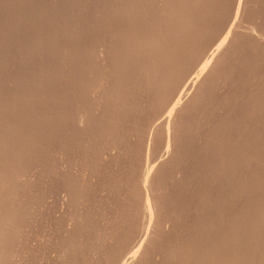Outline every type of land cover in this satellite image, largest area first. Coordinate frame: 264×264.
I'll return each mask as SVG.
<instances>
[{
    "label": "rangeland",
    "instance_id": "374dc122",
    "mask_svg": "<svg viewBox=\"0 0 264 264\" xmlns=\"http://www.w3.org/2000/svg\"><path fill=\"white\" fill-rule=\"evenodd\" d=\"M20 1L24 4H26L27 3L26 1H28V4L22 5V3ZM26 1L25 0H13V7L15 6L16 7L15 9L17 11L14 8H13V10L16 13H21L20 15L16 14L17 19L20 20L19 23L22 22L21 18L23 15L22 20H23V23H26V24H19L17 19H15V16H16V15H14L15 13H13L12 17H14V18H12V23L13 24L15 23V24L13 25L14 27H13L11 33L13 36H14V34H16L15 35L16 37L13 39L14 45L16 44V48L12 47V49L10 51H8L9 53H6L8 55L7 56L8 58H10V57H14V58H10L11 62L8 61V63L10 62L11 64H8L6 62L9 59L4 60L5 64L6 63L8 64L5 66L6 67L8 66L9 69L5 68L4 71L6 72V74L3 72V76L2 75L1 76L4 79V77H7V74H8L9 78L8 77L6 78L7 81L4 79L6 82L4 83L3 86H5V84L7 82L11 81L12 83H9V85L13 84L15 86H13V85L9 86V85H7L8 83L6 85H7V87L9 86L8 87V88H10V89H8L9 91L12 88V90L10 92H12L13 94L16 93L17 90L21 89L19 86L23 85L22 89H24V88L27 89V91H24L25 89L20 90V91H24L25 93L27 92V97L25 96L26 94L21 95L23 92L21 93L19 91L16 93L17 97L15 96V98H14V96H13V98H14L13 102L15 103V101H16V104H17V102H18V104L21 103V102H19L20 97H21L20 101H22V99H24V98L29 99V96H30V99H33V96H35V92H37V93L39 92L38 93L39 96H37L38 94L36 95L38 98L35 97V100L33 99L34 101L26 99L27 101H25V102L31 103L30 105L28 103V106L26 107L27 104H24V102H22L21 108L15 109L16 111L17 110L22 111V112H20V111L18 112L19 116H23V118H25L23 114L20 115V113H23V111H24V110H22V106L25 105L24 106L25 111H26V113L24 112L25 116H28V118L31 117V113H30L31 109H33L32 114H33V116H35V114H36L35 109H37V112L38 111H39V113L42 112V115H44L43 116L44 118L41 115L39 116L38 115L39 113H38L37 115L39 117L36 115L38 117V119H36L37 118L36 116L35 117L32 116L31 117L32 120L28 119V118L24 119V120H30L29 124H28L27 123L28 121L26 122L23 120L22 117H21L22 119L18 117L19 120H17L18 122H16L17 125L15 127L14 122H13V118H14V116L16 118V115L18 113L16 111H14L13 107L19 108L20 104H19V106L17 104V106L15 107V104L13 102L9 103L11 100L8 102L7 99L9 97L6 98L7 96L5 97L4 95L6 93L7 95L9 94L12 97V95H11L12 93H10L8 90H6L7 89L6 87H5V89L3 87V90H5L6 92L4 91V94L1 95V92L3 93L1 83L4 82V81H1V83H0V85H1L0 95L4 96V97L0 96V103L2 100V103L0 105L2 106L4 100L6 102H8L9 103V105H7L8 109L6 108L7 106L5 105V104H8L6 102L3 105V106H5V108L3 106L2 107L5 110L7 109V111L9 110L8 111L9 114L6 117L5 115L8 112L4 111L3 112L4 114L1 112L0 117H2V118H0V119L2 120L4 118L5 121L3 120V122H5L8 127L11 125H14L12 127H9L10 129H12L13 132H17V130L14 131L13 127H15V129H17L18 123L21 120L19 123V127H21V129H22L25 126L26 128L29 127L30 129L25 128L26 130L25 129L21 130L18 127L20 129V131L26 132L27 130H31V127H33L32 130L35 133L31 132L32 131L31 130V131H28L26 133H23L24 135L22 134V132L21 133L19 132L16 134L17 137L21 136V137H23V139H24V136H26V139H24V140H27L32 134V137H34V139L32 138V140H30L31 139V137H30V139H28L30 141V143H26V141L21 139V137L19 140L17 137H13L11 135L12 132H11V134L9 132L10 129L8 128L9 131L6 130L7 126L4 125L5 123L3 124V122L0 120L1 126L4 127V129L2 128L3 129L2 132H1V128H0V132L2 135V136L1 135L0 136L3 137V139L0 137V143L2 141L5 142L6 140H4V139L10 137V139L14 138L13 140L17 139V142L15 140V143L16 144L18 143L20 146V148H19L20 150H18V147H19V146L17 147L18 144L16 145L14 143L16 145V146L14 145L15 146L14 147L13 141L7 140V142H5L6 143L5 145L3 142L1 143V146L4 145V147L6 149L5 152H4V150L2 151L0 148V151H2L0 153H2V154L4 153L5 155L7 153H9V155L11 157H13V160H14V159L18 158L17 155L19 156V154H18V151H19V153H20L19 159L21 160V158H20L21 156H23V158H25V157L28 158V156L31 152V154H30V156L32 155L31 159H30V157L28 159L31 161L33 160V162L30 161L31 164L28 165V164H25V162H22V163L19 162L20 161L19 159L16 160V161L19 160L18 162H16L15 160L13 161L10 158V156L7 154L8 156H6V157H8L12 163L14 162L12 164L10 162V160L8 159L9 161H7L8 162L7 165L12 166V168L11 167H8V168H11L13 170V165L18 166V168L21 167V168H19L20 171L19 170L16 171L18 168L16 166H14V168H16V169H14L15 172H14V170L12 171V172H14L13 173L14 175L17 172H19V174H21V170L23 168H24V171L27 169V172H25V174L23 173V170H22V174L26 175L25 177H20V176H22V174L21 175L16 174L15 176L13 175L14 178L12 177L11 180H9V179L7 180V178L5 179V177H8L7 172H8V174H10L9 171H11V169L8 170L6 168L7 165L5 166L2 163L3 159L5 160V158H6L5 155L4 154H3V156H2V154L0 155V165L2 163V165L5 166V167H3L4 169L3 168L2 169L4 170V172L7 171L6 176H5V173L2 172L3 170L0 167V171L2 170L1 172L4 174V175L0 174V178L2 179V180H0V189L2 188L0 191V199H1L0 207L3 206V203L5 202V205H7L9 207L3 206V208L5 209L7 207L5 210L8 209L9 212H11L10 214H13L12 210L14 209L15 205H16V207H18V208L15 207V210L18 211V212H16L17 215L15 213V214H13L15 216H13V215L11 216V218L13 219V220H11V221H13L12 223L9 222L10 220H9V218H7L8 216H5V215H8L7 213L5 214V210L2 207L0 209L1 210L0 220L3 221L6 218L4 221L9 222L8 223V222L3 221L2 222L3 224H2L0 221V224H2L1 226H9V224L12 225V226L10 225L8 228L5 227V229L6 228L8 229V231L6 229L8 234H6L7 232L3 231V230H5V229H3L4 227L0 226L2 228V231H3L2 232L1 228H0V233H1L0 236L2 238V241L0 240L1 241L0 242V245H1L0 246V249H1L0 254L2 253L1 255H3V256L0 255L2 257V258L0 257V264H3V263L4 264H7V263L8 264H107V263L109 264V262L111 263L112 261H110V260H113L112 258L114 256H112V254H114V253H112L110 255V252H118L121 250V248L123 249V246L124 247L126 245L129 246L131 243L130 241L134 239L133 235L135 237H137L136 235L139 234V230H140L139 227L141 226V223H140L141 218L136 219V222H135L133 219V216H134L133 214L136 215V212H137V215H139L138 212L141 209V205H140L141 201L139 199H140L141 195L138 196L140 194L138 192L140 189H142V191L140 190L141 194H142L143 188H141L142 186L138 188V186H140V184H138L137 182H139L141 180L140 182L142 183L141 178H142V174H143L142 172H143L144 166H145L144 163H146V161H147L145 159L148 158V160H150L149 164H151V161H153L157 157V154L159 157H157L156 160H154V161L157 162V167L162 168V169H160V168L156 169L159 171L158 172L156 171V173H154L155 179L153 180V183L156 182L154 185L155 190L153 189V192L157 191L156 193L159 192L158 194H160V195H158V194L154 193V196L157 195V196H155V199L157 197H158V199L161 198L160 199L161 201L157 199V202H159V203L156 204L157 209L159 210L158 223L156 224L157 227L156 226L153 227L154 226V224H153V226L151 228V230H152L151 234L152 235H150L148 238V240L151 239L150 240L151 242L150 243H149V241L147 242L146 252L140 258V261L138 262V264H167L169 261H170L169 264H180L181 262H182L181 264H187V263L191 264V262H192V264H201V262H203L202 260L205 261L204 262L205 264H206V261H208L207 263H209V264H212L213 262H216V261L218 264H223L224 263V261H223L224 256H226V254H228V251L232 250L233 246H234L233 249H235L236 244H233V243L236 242L238 244V241L233 239V238H235V235H237V237H238V233H237V230H238L237 227L238 226L235 227V228H237V230L235 228H233V226H236L235 224H237L239 222L243 223V221L245 220V214L243 215V217L240 216V215H242V213L240 214V211L242 210V208H241V210L237 208L239 206L238 203L240 205H242L245 203V201L248 200V198H246V197L242 198V196L244 194L240 195V198H242V199H240L239 196H237V195L234 196L233 194H232V198H231V196H230L231 194L229 195V193H232V191H233L232 189H234V187L236 188L238 186L239 187L237 189L239 191H240L239 188L242 189L243 187L245 188V186H247L246 187L247 189L251 190V188H253V186L254 187L256 186V184L251 186V184H254L253 181L256 183V181L259 180V177L261 179L263 178L262 180L260 179L261 181L259 180V182H262L264 180V173H261V172H264V155H263L264 154V151H263L264 150V145H263L264 143H262V144L260 143V142H264V134H263L264 133V121H261V117H263L262 120H264V38H263V35H264V0H247V2H246L247 4H246L245 10H244L245 12L242 13L243 15L241 18L242 29L233 36L231 42L228 44V46L230 45L229 48L227 47L228 49L227 48L225 49L223 56L221 55L222 58L221 57L218 58L219 62L217 61L218 64L217 63L215 64V67L213 70L214 72L212 75L213 77L208 78L199 89L195 90V92L197 91L196 93L198 95H195L196 93H194V95H192L193 93H191L190 97L186 98V99H188V102L191 99L193 101L194 100H196V101H194V102L190 101V102H192V103L189 102L190 105H189V103L186 104V102H187L186 99H185L186 102L182 101L183 106L181 108V111H179L180 114L177 113L178 116L176 115L177 117H175V119L177 118L176 119L177 122L175 121V124L177 123L176 124L177 126L176 125L174 126L176 128V129H174L175 130L174 132L177 135L175 133L174 134L176 136V141H178V144H177V142L172 143V146H173V144H175V145L177 144V147L179 145V147H181V149H182L181 150L178 147V150L179 149L181 150V151L180 150L178 151L179 154H178V152L176 153L178 156L175 153L174 154L176 156H174L173 153H171V154L169 153L170 156H169V154L168 155L165 154L164 145H162V141H163V137H164L162 130H160V131L157 130L158 133H157V131H155L156 133L155 132L152 133V128H150L149 126L152 124V122L155 119H157L155 117L158 116V114H159L158 112H160L159 110H161L164 107L165 103L167 102V101L164 102L165 99L167 98V96L169 97V94L173 91V89H175V86L177 85V82L179 81V79L183 75H185L187 70L189 68H191V65L194 64L197 56L200 54V51L203 50L202 48H204L205 46H207L211 42V40L221 30L222 25L224 26V24L226 25L230 22V20L233 17V14H234L232 6L233 5L235 6L237 1L236 0H230V1L229 0H197V1L196 0H132V2H126L127 0H124V1L123 0L122 1L121 0H112V1L111 0L110 1L100 0L101 1L100 2L97 0V2H96V0H95V3L93 0L92 1L86 0L87 2H85V0H82V1H80V0L79 1L78 0H73V1L72 0H70V1L69 0H62L63 2L61 0L60 1L57 0L59 3L56 0H55V2L53 0H46V1L45 0H37L38 2H36L35 0H32V1L26 0ZM29 1H30V3L34 2L35 5L37 3L38 5L42 4V6L44 4V6L42 7V10L38 9L39 6L37 5L38 7H36V6H34V4H33V7H35V8H32V7L30 8V6L32 4H30V6H29ZM39 1H41V3H39ZM47 1H48V3H47ZM78 2H80V3H78ZM81 2H82V4H81ZM102 2L103 3L106 2L107 5L106 4L103 5ZM107 2L110 4H108ZM115 2H117V3H115ZM125 2L127 4H125ZM2 4L0 2L1 6H2ZM48 4L51 8L52 7L53 8L47 9V7H45V6H48ZM60 4H62L63 6H61ZM64 4H65V7H64ZM115 4H118L120 6L121 5L124 6L126 8L125 9L126 13L117 12L118 13L117 16H116V14L111 15V13L113 12V8H111V6L112 5L116 6ZM182 4H185V5L187 4L186 5L187 7L185 5H182ZM99 5H100V7H98ZM193 5H196V6H193ZM109 6H110V9L112 10V12H111V10H108ZM234 6H233V8H234ZM22 7H23V9H22ZM100 8H102V9H100ZM106 8L108 11L106 10ZM27 9H30V10H27ZM32 9L33 10L35 9L37 11L40 10V11H38L39 14L37 13V15H36V11L35 10L33 11ZM55 9L57 10V12L55 11ZM0 10H1V7H0ZM43 10L45 12L44 13L45 16L41 17L40 15L43 13L42 12ZM30 11H32V12H30ZM49 11L51 14L49 13ZM77 11L79 14H76ZM101 11H103V12L100 16L99 13H101ZM26 12H27V15H26ZM64 12H65V14H64ZM95 12H97V14ZM56 13L59 15H57ZM2 14H4V13H2ZM2 14H0V20H1V18H5L6 16H8L6 14V12L4 15H2ZM47 14L48 15L50 14V16H47V18H46ZM81 14H82V16H81ZM52 15H54V16H52ZM67 15H68V17H67ZM98 15L100 17H103V19L101 18V20H105V21H100V17ZM192 15H193V17H192ZM197 15H198V17H197ZM84 16L86 19L82 18ZM104 16H105V18H104ZM173 16H175V17H173ZM5 19L7 20L8 18H5ZM38 19H39V22L36 21ZM58 19H59V21H57ZM97 19H99V20H97ZM26 20L29 23L24 22ZM40 20H41V22H40ZM76 20H77V22H76ZM182 20H183V22H182ZM86 22L87 23L89 22L88 25ZM99 22H100V24H99ZM173 22H175V23H173ZM178 22H179V24H178ZM243 22H245V23H243ZM0 23H1V21H0ZM16 23L18 24V26H16L17 25ZM38 23L40 26L39 25L36 26ZM40 23L43 24L42 27L44 25H46V26L48 25L47 27L44 26L45 29L50 27V28H48L49 29L48 33L50 32L51 34H48L49 35V36H47L48 38L46 37V34H47L46 31L47 30L45 31L44 27L42 28ZM77 24H78V26H77ZM20 25L21 26L25 25V27L27 25V27L25 29V27H21ZM99 25H100V27H99ZM195 25H196V27H195ZM252 25L255 29H257L256 30L257 33L255 32L250 37L249 36L250 33L246 32L245 30H248L249 28H253ZM30 26L33 29L35 28V26H36V28L38 27V29H40V32L35 28L36 32L38 31L39 34H41V35H43V33L46 32L44 34L45 36L43 35L45 37V38L43 37L45 41L42 40L43 43L45 42L46 45L50 39H55V40H52V42H55V45L57 46L56 48H58L57 49L58 52L56 50L50 49L49 47L45 48V45L43 46L44 52L42 53V50L39 51L40 47L38 46L39 49H37L36 47H37V45H40L41 49H42L43 43H41L42 42L41 40H39L40 42H38L37 37L39 38V36H41V35H39L38 33L35 34L36 33V32L34 33L35 29L33 30ZM19 27H21L23 30L20 29ZM28 27L30 28V30ZM67 27H68V29H67ZM77 27H79V29ZM81 27H83V29ZM94 27H96L97 29L96 28L94 29ZM197 27H198V29H197ZM75 28H77L78 30H80V28H81V31L80 32L78 31L80 33V34L78 33L79 37H78V34L76 33L77 29H75ZM85 28L88 30L87 32H85V30H86ZM199 28H201V29H199ZM27 29H28V33H27ZM115 29H116V31H114ZM255 29H254V31H255ZM83 30H84V32H83ZM111 30H113V31H111ZM29 31L30 32L33 31L31 34L32 35L35 34V35H33V37H32V35L29 34L30 33ZM73 31H75V32H73ZM258 31H260V32H258ZM97 32H98V34H97ZM243 32H245V33H243ZM261 32H263V35L261 34ZM82 33H83V36H81ZM123 33H125V35ZM194 33L195 34L197 33L196 34L197 36ZM21 34H23V35L25 34V35L23 36ZM72 34H74V35H72ZM119 34H121V35H119ZM153 34H154L155 38H153L154 37ZM259 34H261L260 35L261 37H259ZM17 35H18V38L20 40H23V41H20L22 45L19 44L20 42H18L19 39H17ZM28 35H29V38H28ZM36 35H39V36H36ZM85 36L86 37L89 36V37L86 38ZM140 36H141V39L143 37L146 39L147 38L150 39L149 37H151L150 42H149V40L147 42L149 44V47H147L148 46L147 43L142 42L143 39L139 40ZM117 37H120V39ZM57 38H58V40H57ZM60 38H62V39H60ZM77 38H78V40H76ZM79 38H80V40H79ZM123 38H125L126 40ZM152 38L154 40H156V39L157 40H156V42L154 41L151 44V42L153 40ZM39 39H42V38H39ZM47 39H48V41H46ZM81 40H82V42H81ZM60 41H62V43ZM123 41H124V45H123ZM125 41L127 43H125ZM128 41L131 42L130 43L131 45L129 44ZM139 41H141L140 42L141 45L143 43L142 46L139 45L140 44V43H138ZM248 41H249V43H248ZM35 42H37V43H35ZM80 42H81V44H80ZM96 42H97V44H96ZM182 42L184 44H182ZM30 43H32V45H30V48H29ZM33 43L37 44V45H33ZM86 43H87V45H86ZM93 44H94V46H93ZM99 44L100 45L102 44V45L100 46ZM126 44H127V48H125ZM145 44H147V45H145ZM19 45L21 46V50L18 49L20 47ZM134 45H136V46H134ZM22 46H25V47H22ZM77 46H79V47H77ZM80 46H82V47H80ZM89 46H92V47H89ZM128 46H130V47H128ZM33 47L36 48V51H33V49H32ZM93 47H94V49H93ZM134 47H136V48L138 47L139 49L138 50L134 49ZM23 48H24V50H27L29 53L31 52L30 54L33 57L27 51L25 52L23 50V53H22ZM44 49L45 50L49 49V50L45 51ZM88 49H90L89 52H88ZM125 49H127V51H129L130 54ZM133 49H134V51L136 50L135 51L136 53H134ZM30 50H32V51H30ZM66 50H68V51H66ZM72 50H75V51H72ZM82 50H86V52H84ZM80 52L82 54H80ZM142 52H144V53H142ZM153 52H155L156 54ZM10 53L15 54V55L19 54L18 55L19 57L13 56L12 54H11L12 55L11 56ZM36 53H37V55L38 54H43V55H40V56L38 55L39 57H36L37 56V55L35 56ZM85 53H87V55ZM4 54H5V52H4ZM4 54L2 53V55L4 56V57L3 56L2 57L5 59L7 57ZM21 54L22 55L24 54V55L22 56ZM28 54H29V56L32 57V58L29 57L32 61L30 59H28V57H26V56H28ZM136 54L138 55L137 58H136ZM15 57H16V59H15ZM25 57L27 60L25 59ZM40 57H41V59H40ZM79 57H80V61H79ZM123 57H124V59H123ZM22 58H24V59H22ZM33 58H35V59H33ZM51 58H52V60H51ZM131 58H133V60ZM126 59H128V60H126ZM12 60L15 62V64H17V66L14 64V62H12ZM17 60L21 64H19V62H17ZM39 60L41 63V64L39 63V65H42V63H43V65L41 66V67L44 66L43 68H41L38 65V62L37 63L35 62V61H39ZM42 60H44L45 62ZM142 60H143V62H142ZM51 61H52V64H51ZM137 61H139V62H137ZM46 62H48V63H46ZM144 62H146V63H144ZM49 63H50L51 68L48 65ZM30 64L32 66V69H31L32 73H31V71H30V73L33 74V72L39 71L40 74L38 72V75H40L39 76L40 79H39V77H37L38 76L37 73H34L35 75L29 74V70L31 68ZM34 64L35 65L37 64L36 68L38 66V67H40V70L37 71V69H36V71H33L34 70L33 67H35ZM57 64L59 65V68H58L59 70L56 69V67H58ZM136 64H138V65H136ZM9 65H10V67H9ZM18 65H21V66L19 67ZM47 65H48L49 69H53V65H56V67L54 66V69L52 71L50 70L51 72L49 71V73H48V71L46 72ZM134 65H135V67H134ZM142 65H144V66H142ZM62 66H64V67L62 68ZM136 66H138V67H136ZM13 67H17V68L13 69ZM21 67H23V69L28 67V68L24 69V70H27L26 71L27 75H26V73H24L25 71H21V70H23ZM10 68H12V70H14V72ZM44 68H46V69L43 70ZM134 69H135V72H134ZM55 70H57V71L55 72ZM136 70H138V71H136ZM20 72H22L23 75ZM41 73L45 74L46 76L47 75L49 76V74L52 73V74H50V76H51L50 78H52V80H50V78L48 76L47 77L49 78V80H46L48 78L43 77L41 75ZM136 73H137V75H136ZM219 73H221V75L223 73V75L226 76L227 79H225V80L223 79L222 81L220 80L218 83L215 82L217 84H215V87L213 88V87H211V80H212V78L214 80L217 79L218 78L217 75ZM134 74H135V76L133 77ZM17 75H19V76H17ZM21 75L24 76L27 81H25L24 77L22 79ZM62 75L64 78L61 77ZM129 75H131L133 78ZM13 76L14 77L17 76L16 80H18V81H16L15 78H13ZM35 76H36V79L34 78L35 79L34 80L33 77H35ZM41 76H42V78H41ZM124 76L126 77L127 80H125ZM18 77L21 78L20 79L21 81H19ZM26 77H28V78H26ZM37 78H38V80H37ZM32 80H34V81H32ZM57 80H59V81H57ZM37 81H38V83H37ZM41 81L44 83V85ZM120 81H122V83H120ZM21 82L22 83L25 82V83L20 84L18 86L17 84H19ZM30 82H31V84H30ZM39 82H41V83H39ZM129 83H130V85H128ZM26 84H28V85H26ZM38 84H39V86H38ZM124 84H125V86H124ZM16 85H17V87H16ZM113 85H114V88L116 89V91L114 90ZM115 85H117L119 87H117ZM30 86H31V91H29L30 89H28ZM32 86H34L36 90L38 89V91L35 90V92H34V87L32 90ZM52 86L54 89L52 88ZM14 88H15V90H14ZM179 88H180V86H179ZM47 89H48V91H47ZM50 90L51 91L53 90V92H51ZM61 90L63 93L60 92ZM118 90H120V91H118ZM28 91L29 92L33 91L34 95H31L32 94L31 93L28 96V93H29ZM47 92H50V93H48L49 97L47 95H44ZM113 92H114V94H113ZM115 92H116V94H115ZM18 93L19 94L21 93L20 97H18L19 96ZM51 93L54 94L56 97L54 95H52ZM117 93L118 94L120 93V95H119L120 97L118 96ZM16 94H14V95H16ZM58 95H59V97H58ZM115 95L117 98L115 97ZM23 96H25V97H23ZM45 96H46V98H45ZM199 96L201 97V99H199ZM11 97L9 99H11ZM50 97H52V98H50ZM194 97L198 98L199 100L193 99ZM3 98H6V99L3 100ZM53 98L55 100L57 98V100H56L57 102L56 101L54 102ZM113 98H114V100H113ZM115 99L118 101L115 102ZM48 100H50V101H48ZM58 100H59V102H58ZM60 100H62V104H60L61 103ZM109 100L112 102H110ZM120 100H124V101L120 102ZM256 100H258V101H256ZM35 101H37V102H35ZM111 103H113V104H111ZM184 103H185V105H184ZM11 104H12L11 108L14 112L11 109H9ZM13 104H14V106H13ZM58 104H60L61 107ZM49 105H52V106H49ZM162 105H163V107H162ZM186 105H188V108L186 107ZM31 106H32V108H31ZM24 107H23V109H24ZM28 107H30V108L28 109ZM260 107H262V108H260ZM3 108H1L0 111H3L4 110ZM50 108L52 109V111L50 110ZM56 108H58V109H56ZM183 108H185L186 110L182 111ZM29 110H30V112H29ZM55 110H58V111H55ZM59 110L61 113L59 112ZM247 110H248V113H247ZM49 111H51V113ZM10 112H11V115H10ZM48 112H49V114H48ZM14 113H15V115H14ZM27 113L28 114L30 113L29 114L30 116L26 115ZM45 114H46V116H45ZM56 114H58L59 116ZM60 114H62V115H60ZM10 116H11V118H10ZM49 116H51V118H53V119H51ZM57 117H59V118H57ZM256 117H258V118H256ZM34 118H35V120H34ZM56 118L58 120H56ZM42 119H43V121H42ZM60 120H62V121H60ZM14 121H16V119H14ZM22 121H24L23 123H27V125L21 124ZM31 121H33L34 123L32 122L33 123L32 124ZM53 121H54V123H53ZM257 121H259V122H257ZM56 122H58L59 124ZM40 123L42 124L41 126H40ZM62 123H63V125H62ZM20 124L23 126H21ZM29 125H31V126H29ZM58 125H60V126H58ZM50 126H53L55 131ZM47 127H48V129H46ZM57 127H58V131L63 130L62 134H60L61 131L60 132L56 131ZM60 127H61V129H60ZM151 127H152V125H151ZM19 129H18V131H19ZM36 129H38V130L36 131ZM49 129H50V131H49ZM4 130L6 132H9V134L12 137L7 136L9 134L5 135L6 132ZM176 130H178L177 131L178 133L176 132ZM47 131L55 133L53 135L51 134V136L53 138H51V137H50L51 139L48 138L50 136V134H48L49 136H46ZM27 133L28 134L30 133V134L28 135ZM36 133H37V135H36ZM260 133H262V134H260ZM18 134H19V136H18ZM26 134L28 135V138H27ZM58 134H59V137H61V138L55 136ZM13 135H15V134H13ZM60 135H62V136H60ZM150 135L153 137L154 140L156 137L157 138H156V141L152 140V142H154V144L151 143V141H150V144L151 145L153 144V145L152 146L149 145L150 146L149 149L153 146H156L155 148L157 150L154 149V151H156V152L158 151V152L156 153L153 151V149H150L148 151L152 150L151 151L152 154H151V152H149L150 153V154H148L149 156L146 157L147 156L146 150H147V144H148L147 142L149 139L148 137ZM210 135L212 137H210ZM4 136H6V137H4ZM214 136H215V138H213ZM209 137H210V139H209ZM178 138H179V140H178ZM44 139H46L47 141ZM52 139H54L55 142L59 141V142H57L56 146L57 145L60 146L61 144H63V146L61 145L62 146L61 148L57 146V148H58V150H57V148L54 146L55 145L54 143H52V145H49L48 143H51V142H49V140L54 142V140H52ZM207 139H209V142ZM20 140L22 141V143L25 142L26 145L31 144L32 142L36 141V143H33L34 149L31 148L32 149L31 150L28 147H26V149H24L25 148L24 144L20 145ZM60 140H62V141H60ZM231 140H233V141H231ZM29 141H27V142H29ZM44 141H45V143H44ZM254 142H256V144H253ZM8 143H10V144L12 143V146ZM58 143H60V145ZM7 144H8V146H6ZM9 145H10V147H9ZM31 145H28V146L31 147ZM175 145H174V147H171V148H173V150L177 149ZM181 145H183V148ZM251 145L254 148H252ZM261 145H263V147ZM21 146H22V148H21ZM50 146H52L54 149L53 153L51 151L52 147H50ZM6 147L7 148L12 147V149L14 147V150L17 147V151L15 150L16 151L15 152L14 150L7 149ZM36 147H38L39 149H36ZM47 148H48V151L50 150L51 152H48L46 150ZM55 148L59 153L58 155H56V153H54V152H57L55 150ZM99 148L101 150H99ZM219 148L221 151L219 150ZM258 148L261 150H259ZM2 149H4V148H2ZM23 149L25 150V152ZM206 149L208 150V152ZM171 150H170V152H172ZM12 151H14L13 153H15L17 155L13 154ZM22 151L24 152V153H22L23 155H21ZM27 151H29V152H28V154L25 155V153ZM229 151H230V153H229ZM259 152H261V153H259ZM143 153H144V156H142ZM154 153H155V155H154ZM232 153H234V155ZM255 153H256V155H255ZM214 154L216 155V157ZM229 154H231L230 156H232V155L233 156L230 157V156H228ZM250 154H251V156H249ZM34 155H36V156H34ZM139 155L142 158L139 157ZM246 155H247V157H246ZM1 156L5 157V158H1ZM14 156H16V157L14 158ZM43 157H44V159H43ZM229 157H230V160H229ZM244 157H246V158H244ZM253 157H255V158H253ZM48 158L50 161L48 160ZM52 158L54 159V162H53ZM180 158H181V160H180ZM239 158H241V159H239ZM28 159H26V160H28ZM139 159H140V161H139ZM165 159H168V160L166 161ZM245 159L246 160L248 159V160L246 161ZM42 160H44V161H42ZM45 161H46V163H45ZM162 161L164 164H162V166H161L160 164L162 163ZM238 161H239V164H238ZM243 161H246V162H244V164H243ZM52 162H53V164H52ZM217 162L220 166L217 164ZM17 163H19V164L17 165ZM26 163H28V161ZM214 163H215V165H214ZM251 163L253 165H249ZM20 164H22L23 166ZM40 164H42V165H40ZM245 164H246L247 168L245 167ZM254 164H256V165H254ZM43 165H45V166L42 167ZM141 165H142V167H141ZM242 165H244V166H242ZM49 166L50 167L52 166V167L50 169H48ZM215 167H217V168H215ZM249 167H252V168H249ZM31 168L33 171H31ZM35 168H38V170H36ZM141 168H143V169H141ZM213 168L218 170V172L217 171L213 172L214 171ZM175 169H176V172H174ZM237 169H240V170H237ZM248 169H250V170H248ZM34 171L37 172V175ZM38 171L40 173H38ZM48 171H50L51 173ZM178 171H180V174L178 173ZM159 172H161V173H159ZM29 173H30V175H29ZM157 173H158V175H157ZM31 174H32V176H31ZM39 174H41V175H39ZM253 174H254L255 179L257 178L256 180H254ZM17 175H19L18 176L19 178L16 177ZM249 175H251V176H249ZM1 176H4L5 181L3 180V178ZM35 176H38V180H37V177H35ZM41 176L44 177L43 180L40 179V178H43ZM213 176H214V178H213ZM247 176H249L248 179L250 177H253V179L251 178L250 180H248L251 183H249L247 181V179H246V181H244L247 183V185L245 183H239L240 181L247 178ZM138 177L140 179L139 181H138ZM15 178L17 181L19 180V182L21 184L19 182L15 181L14 180ZM25 178H26V180H25ZM21 179H22V181H20ZM23 180H25L26 183ZM44 180H45V182H44ZM7 181H8V183L10 181H11V183L12 182L19 183V184L16 183L17 187H15V188H18L19 190L18 189L16 190V189H14V187H12V185H15L14 183H12V184L10 183L11 185L9 184V186H7L8 185ZM46 181H47V183H46ZM22 182H24V183L22 184ZM30 182H33V183L30 184ZM22 185H24L23 186L24 188L22 187ZM30 185H31V187L34 185L35 186L31 188ZM136 185H138V186L136 187ZM233 185H235V186L233 187ZM236 185H238V186H236ZM11 187L14 190H11L12 189ZM28 187L30 189H27ZM5 188H7V189L10 188V189H8V191H7V190H5ZM20 188L23 189V191L20 190ZM31 189H33V191ZM229 189H231L232 191H230ZM24 190L28 196L26 195ZM236 190L233 193L239 194V193H236L238 191V190L237 191ZM17 191H18V193H17ZM133 193H135V194H133ZM214 193H216V196ZM218 193H219V195H217ZM250 193H251L250 195H252V192H250ZM21 194H22V196H20ZM223 194H224V197L226 195H228L225 197L226 200L222 196ZM3 195L8 196L7 197L8 199H10V196H11L12 200L13 201L15 200L14 202L16 204L14 203L12 205L13 201H12V203L10 201L11 199L7 201V198H5V196H3ZM16 195H17V197H16ZM30 195H32L33 197ZM247 195H249V194H247ZM254 195H256V194L254 193ZM254 195H252V197H254ZM23 196H26V197H23ZM236 196L238 199L236 198ZM13 197H14V199H13ZM34 197H35V200H34ZM217 197H218V200H220V201H221V199H223L225 201H228V200H231V201L224 202L222 200L221 202L218 201V203H219L218 204L216 201ZM213 198L215 201L213 200ZM233 198H234V200H233ZM16 199H17V201H16ZM18 199L21 201V203ZM232 200L235 202L234 204L232 203L233 202ZM241 200H243V202ZM34 201L37 204L36 206L34 205L35 204ZM25 202L26 203L28 202V203L26 204ZM209 202H211V203H209ZM9 203L11 205H9ZM24 203H25V205H24ZM229 203L232 206L231 205L228 206ZM21 205H23V206H21ZM139 205H140V207H138ZM225 205H227L228 207L226 208ZM234 205H236V206L238 205V206L236 207ZM37 206H38V208H37ZM233 206H234V208H233ZM10 207H13V208H10ZM202 207H203V209L200 210ZM230 207H232V210L234 209L233 212H235V213L232 212ZM21 208L25 212L20 213L21 211H19V210H22ZM196 208H197V211H196ZM239 208H240V206H239ZM10 209H11V211H10ZM17 209H19V210H17ZM220 209H221L222 213L220 212ZM224 209H226L228 212L226 210L225 211L227 213L222 211ZM228 209L230 210V212ZM8 210L6 212H8ZM15 210H14V212H15ZM130 210L132 211V214H131ZM217 210H219V213H217L218 212ZM237 210L238 211L240 210V211L238 212ZM2 211H4V212H2ZM34 211H36V212H34ZM33 212L35 215L33 214ZM236 212H238V213H236ZM241 212H244V210H242ZM18 213L23 214V215H21L19 217ZM28 213H30V216L28 215ZM75 214H76V216H75ZM221 214L222 215L224 214L225 217L222 216ZM227 214H228V216H227ZM234 214L235 215L239 214V215H237V217H235ZM2 215L4 216V218H2ZM27 215H28V217H27ZM166 215H168V216H166ZM220 215L222 217H224V219L222 217H220ZM232 215H234V220L236 219L234 221L235 224L233 223L232 219H228V218H233ZM136 216H134V217L136 218ZM210 216H211V218H210ZM16 218H19V219H16ZM24 218L27 220H25ZM131 218H132V221L134 222V224L131 222ZM216 218H217V220H216ZM219 218H220V221L223 220V221H221V223H223L226 218L228 219V221H230V223H229L230 225L233 223L232 224L233 226H230L227 223L228 221L226 219L227 222L225 221L224 224H221V225H224L225 227L220 225L222 227L220 230L222 231V230L227 228L226 229V231H227V230H230L229 227H232L233 228L232 231L235 232V235L233 234L234 232L231 233V230L227 231L226 234H225V230L222 232L219 230V227H220L219 226V224H220ZM237 218H239L240 220L239 219L237 220ZM22 219H24L23 222L21 221ZM242 219H244V220H242ZM16 220H18V221H16ZM208 220L210 222H212V220H214V222H212V223H214L213 225L216 226V224H217V227L219 226L217 231L215 229L217 227L213 226L212 223L208 222ZM20 222L21 223L25 222V223L20 224ZM196 222H198V223H196ZM204 222L208 223V225L207 224H206L207 226L204 225ZM226 223L228 226L226 225ZM158 224H160V225H158ZM209 224H211V227ZM19 225H21V226H19ZM18 226H19V228H18ZM133 226H134V228H133ZM203 226H204V228H203ZM16 227L18 228V230ZM137 228H139V230ZM154 228H157V229L154 230ZM208 228H210V229H208ZM136 229H137L138 233L135 231ZM9 230L12 233L14 232V234L10 233ZM98 230H101V231H98ZM210 230H212L214 232H211ZM218 231H219V233H217ZM16 232H17V234L18 233L19 234L17 235ZM134 232L137 234H134ZM4 233H5V236H7V235H9V236L3 237L2 234H4ZM210 233H211V235H209ZM223 233H224V235H223ZM10 234H12V238H10ZM170 234L173 235V237H171ZM203 234L204 235L206 234L209 236H204ZM216 234L217 235L219 234L218 236L221 235L220 240ZM228 234L233 236V238L231 236L229 237ZM95 235L97 237L100 236L101 239L97 238ZM215 235L217 238H215ZM224 236L229 237L230 240L232 238L233 242L228 240V238H225ZM6 238H8V239H6ZM9 238H10V241H9ZM152 238H154V239H152ZM156 238H157V241H156ZM223 238H224V240L227 239L226 241H228V244H225V245L222 244L224 242L226 243V241L222 240ZM174 239L177 241L179 240L178 241L179 243L177 241H174ZM103 240H104V242H103ZM100 241H102V242H100ZM152 241H153V243H152ZM229 241H230L231 245H230L229 250H228L227 245L230 244ZM220 242H222V243H220ZM1 243L4 245H2ZM151 243H152V245H151ZM180 244L182 247L180 246ZM219 244L220 245L222 244V246L220 247ZM263 244H264V242H263ZM157 245H159V246H157ZM162 245H165L167 247L162 246ZM209 245L211 246V248L209 247ZM5 246H6V248H5ZM102 246H104V247H102ZM185 246H186V248H185ZM212 246H213V248H212ZM215 247H216V249H214ZM236 247H237V245H236ZM262 247L264 250V245L260 246L261 249L260 248L259 249L261 251H263ZM99 248L101 249V251ZM102 248L104 251L102 250ZM178 248H180L179 252H178ZM187 248H188V250H187ZM206 249H207V251H206ZM222 249L224 250V252ZM166 250H168V251H166ZM174 250H176V252ZM208 250H209V252H208ZM225 250L227 251L226 254H224ZM260 250H258V251L261 253ZM169 251L170 252L173 251V252H171L172 254L171 253L169 254ZM174 252L177 254H175ZM206 252H208L209 254L212 252L213 254L212 255L210 254L212 257L214 254H216V255L220 254L221 256H217V260H216L215 259L216 255H215V258L213 257L215 260L214 261V260H212L213 258L209 255V257L211 258L209 261V257L207 256V254H205ZM218 252H220V253H218ZM221 252H223V254ZM235 252H237V250H235ZM98 253H99V255H98ZM107 253L111 256V258L109 256L103 255V254H107ZM198 253H199V255H198ZM258 253H256V254H258ZM260 253L258 254V256L259 255L261 256ZM167 254H168V256H166ZM173 254H175V255H173ZM195 254L198 255V257ZM179 256L181 259L179 258ZM200 257H201V259L199 260ZM206 257L208 258V260L205 259ZM219 257L220 258L222 257L220 260L223 261V263H220V260H218ZM256 257H257V255H256ZM195 258H196V260H195ZM258 258H260V257H258ZM193 260L195 262H193ZM211 260H212V262H211ZM179 261H181V262L178 263ZM214 264H216V263H214Z\"/></svg>",
    "mask_w": 264,
    "mask_h": 264
},
{
    "label": "bare ground",
    "instance_id": "6f19581e",
    "mask_svg": "<svg viewBox=\"0 0 264 264\" xmlns=\"http://www.w3.org/2000/svg\"><path fill=\"white\" fill-rule=\"evenodd\" d=\"M25 1H26V0H25ZM31 1H32V0H31ZM35 1L38 2L37 0H35ZM45 1H46V0H45ZM53 1L55 2V0H53ZM56 1H57V0H56ZM58 1H60V0H58ZM58 1H57V2H58ZM61 1H62V0H61ZM69 1H70V0H69ZM72 1H73V0H72ZM78 1H79V0H78ZM80 1H82V0H80ZM90 1H92V0H90ZM93 1H94V3H95V0H93ZM98 1H100V0H98ZM108 1H110V0H108ZM111 1H112V0H111ZM121 1H122V0H121ZM123 1H124V0H123ZM196 1H197V0H196ZM229 1H230V0H229ZM229 1H228V2H229ZM236 1H237V2H236V4H235V6L233 5L234 8H233V6H232V9H233V11H234V12H233L234 14H233V17H232V19L230 20V22H229L228 24H226V25L224 24V26L222 25L221 30H220V31L217 33V35L211 40V42H210L207 46H205L204 48H202L203 50L200 51V54L197 56V58H196L194 64L191 65V68H189V69L187 70V72L185 73V75H183V76L179 79V81L177 82V85L175 86V89H173V91L169 94V97L167 96L168 99H167V98H166L167 100L165 99L164 102H166V101H167V102L165 103L164 107H163V105H162L163 108H162L161 110H159L160 112H158V113H159L158 116L155 117V118H157V119H155V120L152 122V124L150 123V124L152 125V127H151V125H150L149 127L152 128V133H154V132L157 131V130H159V131L162 130V132H163V136H164V137H163V141H162V145H164L165 154H167V155H168L169 153H170V154H171V153H173V154L175 153V154H176V153L181 149V147H179V145H178V147L180 148L179 150H178V147H177L178 141H176V136H175L176 133L174 132V131H175L174 129H176V128H175L174 126L177 124V123L175 124V121L177 122V120H176L177 118L175 119V117L178 116L177 113L180 114L179 111H181V108H182V106H183V102H182V101H185V102H186V100H187L186 104L189 103L190 101H193V100L190 98L191 100H189V102H188V99H186V98H187V97H190L191 93H193L192 95H194V93L197 92V91L195 92V90L199 89V88L204 84V82H205L208 78L213 77V76H212V75H213V72H214L213 70H214L215 64H216L217 61L219 60L218 58H220V57L222 58L225 49H226L227 47L229 48L230 45L228 46V44L231 42L233 36H234L237 32H239V31L242 29L241 18H242V15H243L242 13L245 12L244 10H245V6H246V4H247V3H246L247 0H236ZM0 2H1V4L4 2V3L2 4V6L0 5V7H1V10H0L1 12H0V14H2V13L5 14V12H6V14L8 15V16L5 17V18H8L7 20H6L5 18H1V20H0V21H1V23H0V83H1V81H4V82H2L3 84L1 83V85H2V91H3V93L1 92V95H3V94H4V91H5V90H3V87H4V89H5V87H6V88H7L6 90H8V89H10V88H8V87L13 85V84H12V85H9V83H12V82L10 81V82H7L8 84L6 83L7 85H9L8 87H7L6 84H5V86H3L4 83L7 81L6 78H7V77L9 78L8 74H7V77H4V79H5L6 81L2 78V76H3V72L6 74V72L4 71V69H5V68H6V69L8 68V66L6 67L5 65L11 64V63H10V62H11L10 58H14V57H10V58H8V57H7L8 55H7L6 53H9L8 51H10V50L12 49V47H15V48H16V44L14 45V41H13V39L16 37V36H15L16 34H14V36H13L12 33H11V31H12V29H13V27H14L13 25L15 24V23H14V24L12 23V18H14V17H12V16H13V13H15L14 15H16V14H17V15H20L21 13H16V12L13 10V8H14V9L16 8L15 6L13 7V0H0ZM20 2H21V1H20ZM20 2H19V3H20ZM26 2H27L26 4H28V1H26ZM57 2H56V3H57ZM62 2H63V1H62ZM62 2H61V3H62ZM85 2H87V1L85 0ZM96 2H97V0H96ZM100 2H101V1H100ZM126 2H132V0H129V1L127 0ZM126 2H125V4H127ZM188 2H189V1H188ZM21 3H22V2H21ZM39 3H41V1H39ZM47 3H48V1H47ZM58 3H59V2H58ZM78 3H80V2H78ZM107 3H108V2H107ZM115 3H117V2H115ZM191 3H192V2H191ZM199 3H200V2H199ZM26 4L22 3V5H26ZM30 4H32V5L30 6ZM33 4H34V2H31V3H30V1H29V6H30V8H31V7H32V8H35V7H33ZM66 4H67V3H66ZM68 4H69V3H68ZM70 4H71V3H70ZM81 4H82V2H81ZM102 4L104 5V4H106V2H105V3L102 2ZM108 4H110V3H108ZM113 4H114V3H113ZM125 4H124V5H125ZM130 4H131V3H130ZM14 5H15V4H14ZM22 5H21V6H22ZM37 5H38L37 3H36V5L34 4V6H36V7L39 6L38 9L42 10V7L44 6V4H43V6H42V4H40V5H38V6H37ZM58 5H59V4H58ZM60 5L63 6L62 4H60ZM97 5H98V4H97ZM106 5H107V4H106ZM115 5H116V6H113V5L111 6V8H113V12H112V10L110 9V6H109V9H108V10H111V12H112L111 15L116 14V16H117V14H118L117 12H119V13H120V12H121V13H126V10H125L126 8H125L124 6L121 5V6H122V7H121V6L118 5V4H115ZM117 5H118V6H117ZM182 5H185V4H182ZM186 5H187V4H186ZM186 5H185V6H186ZM202 5H203V4H202ZM17 6H18V5H17ZM21 6H20V7H21ZM27 6H28V5H27ZM29 6H28V7H29ZM48 6H49V4H48ZM48 6H45V7H47V9H49V8L52 9V8H53V7L51 8L50 6H49V7H48ZM51 6H52V5H51ZM68 6H69V5H68ZM80 6H81V5H80ZM82 6H83V5H82ZM193 6H196V5H193ZM40 7H41V8H40ZM45 7H44V8H45ZM54 7H55V6H54ZM64 7H65V4H64ZM69 7H70V6H69ZM96 7H97V6H96ZM96 7H95V8H96ZM98 7H100V5H99ZM101 7H102V6H101ZM103 7H104V6H103ZM126 7H127V6H126ZM180 7H181V6H180ZM183 7H184V6H183ZM186 7H187V6H186ZM73 8H74V7H73ZM78 8H79V7H78ZM130 8H131V7H130ZM135 8H136V7H135ZM174 8H175V7H174ZM218 8H219V7H218ZM22 9H23V7H22ZM36 9H37V8H36ZM61 9H62V8H61ZM100 9H102V8H100ZM133 9H134V8H133ZM180 9H181V8H180ZM190 9H191V8H190ZM232 9H231V10H232ZM15 10H16V9H15ZM27 10H30V9H27ZM32 10H33V9H32ZM34 10H35V9H34ZM34 10H33V11H34ZM40 10H38V11H40ZM62 10H63V9H62ZM104 10H105V9H104ZM106 10H107V8H106ZM108 10H107V11H108ZM192 10H193V9H192ZM192 10H191V11H192ZM228 10H229V9H228ZM16 11H17V10H16ZM35 11H36V15H37V13L39 14V12H38L37 10H35ZM47 11H48V10H47ZM50 11H51V10H50ZM50 11H49V13H50ZM55 11L57 12L56 9H55ZM175 11H176V10H175ZM181 11H182V10H181ZM191 11H190V12H191ZM208 11H209V10H208ZM22 12H23V11H22ZM30 12H32V11H30ZM30 12H29V13H30ZM42 12H43V13H42L43 15L40 13V14H41V15H40L41 17H42V16H45V15H44V13H45L44 10H43ZM60 12H61V11H60ZM60 12H59V13H60ZM102 12H103V11H101V13H99L100 16H101ZM105 12H106V11H105ZM131 12H132V11H131ZM197 12H198V11H197ZM200 12H201V11H200ZM212 12H213V11H212ZM216 12H217V11H216ZM34 13H35V12H34ZM95 13L97 14V12H95ZM106 13H107V12H106ZM181 13H182V12H181ZM4 14H2V15H4ZM50 14H51V13H50ZM50 14H49V15L47 14V15H46V18H47V16H50ZM54 14H55V13H54ZM56 14H57V13H56ZM64 14H65V12H64ZM76 14H79L78 11H77ZM108 14H109V13H108ZM192 14H193V13H192ZM198 14H199V13H198ZM220 14H221V13H220ZM9 15H10V16H9ZM17 15L15 16V19H17ZM24 15H25V14H24ZM26 15H27V12H26ZM28 15H29V14H28ZM57 15H59V14H57ZM57 15H56V16H57ZM74 15H75V14H74ZM99 15H98V16H99ZM103 15H104V14H103ZM128 15H129V14H128ZM128 15H127V16H128ZM189 15H190V14H189ZM189 15H188V16H189ZM52 16H54V15H52ZM81 16H82V14H81ZM100 16H99V17H100ZM114 16H115V15H114ZM118 16H119V15H118ZM130 16H131V15H130ZM130 16H129V17H130ZM3 17H4V16H3ZM19 17H20V16H19ZM19 17H18V18H19ZM24 17H25V16H24ZM67 17H68V15H67ZM71 17H72V16H71ZM91 17H92V16H91ZM106 17H107V16H106ZM112 17H113V16H112ZM173 17H175V16H173ZM181 17H182V16H181ZM181 17H180V18H181ZM192 17H193V15H192ZM197 17H198V15H197ZM22 18H23V15H22ZM22 18H21V21H22L21 23H19L20 20L17 19L18 23H19V24H26V23H23ZM82 18H85V16L82 17ZM93 18H94V17H93ZM101 18L103 19V17H100V21H105V20H101ZM104 18H105V16H104ZM108 18H109V17H108ZM190 18H191V17H190ZM194 18H195V17H194ZM230 18H231V17H230ZM3 19H4V20H3ZM24 19H25V18H24ZM55 19H56V18H55ZM77 19H78V18H77ZM85 19H86V18H85ZM110 19H111V18H110ZM113 19H114V18H113ZM176 19H177V18H176ZM188 19H189V18H188ZM2 20H3V21H2ZM10 20H11V21H10ZM71 20H72V19H71ZM97 20H99V19H97ZM177 20H178V19H177ZM36 21L39 22V19L36 20ZM57 21H59V19H58ZM84 21H85V20H84ZM92 21H93V20H92ZM110 21H111V20H110ZM178 21H179V20H178ZM201 21H202V20H201ZM14 22H15V21H14ZM24 22H27V20L24 21ZM40 22H41V20H40ZM51 22H52V21H51ZM76 22H77V20H76ZM97 22H98V21H97ZM182 22H183V20H182ZM27 23H29V22H27ZM35 23H36V22H35ZM56 23H57V22H56ZM69 23H70V22H69ZM84 23H85V22H84ZM86 23H87V22H86ZM88 23H89V22H88ZM88 23H87V25H88ZM173 23H175V22H173ZM225 23H226V22H225ZM243 23H245V22H243ZM16 24H17V23H16ZM40 24H41V23H40ZM82 24H83V23H82ZM99 24H100V22H99ZM178 24H179V22H178ZM222 24H223V23H222ZM29 25H30V24H29ZM29 25H28V26H29ZM38 25H39V23H38L36 26H38ZM42 25H43V24H41V27H42ZM55 25H56V24H55ZM55 25H54V26H55ZM64 25H65V24H64ZM84 25H85V24H84ZM186 25H187V24H186ZM205 25H206V24H205ZM16 26H18V24H17ZM20 26H21V25H20ZM36 26H35V28H36ZM39 26H40V25H39ZM44 26H46V25H44ZM44 26H43V27H44ZM47 26H48V25H47ZM47 26H46V27H47ZM49 26H50V25H49ZM74 26H75V25H74ZM77 26H78V24H77ZM110 26H111V25H110ZM112 26H113V25H112ZM254 26H255V25H254ZM21 27H25V25H22ZM21 27H19V28L22 29ZM26 27H27V25H26ZM26 27H25V29H26ZM30 27H31V26H30ZM43 27H42V28H43ZM51 27H52V26H51ZM59 27H60V26H59ZM59 27H58V28H59ZM61 27H62V26H61ZM85 27H86V26H85ZM99 27H100V25H99ZM175 27H176V26H175ZM191 27H192V26H191ZM195 27H196V25H195ZM252 27H253V25H252ZM255 27H256V26H255ZM28 28H29V27H28ZM31 28H32V27H31ZM35 28H34V29H35ZM48 28H50V27H48ZM48 28L45 29V27H44L45 31L47 30V31H46V32H47L46 37L49 36L48 34H51L50 32L48 33V30H49ZM56 28H57V27H56ZM72 28H73V27H72ZM72 28H71V29H72ZM77 28L79 29V27H77ZM77 28H75V29H77ZM81 28L83 29V27H81ZM81 28H80V30H78V29H77V31L75 30L77 34L81 31ZM86 28H87V27H86ZM86 28H85V29H86ZM95 28H96V27H94V29H95ZM110 28H111V27H110ZM114 28H115V27H114ZM177 28H178V27H177ZM219 28H220V27H219ZM253 28H254V27H253ZM253 28H249L248 30H245L246 32L250 33V34H249L250 37H251V35L254 34L255 32L257 33V31H256L257 29L254 28V29H255V31H254ZM32 29H33V28H32ZM34 29H33V30H34ZM36 29L40 32V29H38V27H37ZM36 29H35L34 33L36 32ZM52 29H53V28H52ZM67 29H68V27H67ZM96 29H97V28H96ZM116 29H117V28H116ZM116 29H115L114 31H116ZM120 29H121V28H120ZM197 29H198V27H197ZM199 29H201V28H199ZM22 30H23V29H22ZM29 30H30V28H29ZM62 30H63V29H62ZM73 30H74V29H73ZM90 30H91V29H90ZM187 30H188V29H187ZM190 30H191V29H190ZM193 30H194V29H193ZM38 31H37L35 34H37V33L39 34ZM50 31H51V30H50ZM69 31H70V30H69ZM75 31H73V32H75ZM78 31H79V32H78ZM87 31H88V30L86 29L85 32H87ZM91 31H92V30H91ZM91 31H90V32H91ZM94 31H95V30H94ZM94 31H93V32H94ZM111 31H113V30H111ZM117 31H118V30H117ZM197 31H198V30H197ZM29 32H30V31H29ZM32 32H33V31H31L29 34L32 35V34H31ZM41 32H42V31H41ZM46 32H45V33H46ZM64 32H65V31H64ZM71 32H72V31H71ZM83 32H84V30H83ZM101 32H102V31H101ZM177 32H178V31H177ZM198 32H199V31H198ZM201 32H202V31H201ZM216 32H217V31H216ZM258 32H260V31H258ZM27 33H28V29H27ZM42 33H43V32H42ZM45 33H43V35H44ZM65 33H66V32H65ZM114 33H115V32H114ZM117 33H118V32H117ZM148 33H149V32H148ZM148 33H147V34H148ZM243 33H245V32H243ZM35 34H33V35H35ZM79 34H80V33H79ZM79 34H78V37H79ZM97 34H98V32H97ZM123 34L125 35V33H123ZM134 34H135V33H134ZM149 34H150V33H149ZM194 34H195V33H194ZM196 34H197V33H196ZM196 34H195V35H196ZM261 34L263 35V32H261ZM261 34H259V37H261V36H260ZM21 35H23V34H21ZM24 35H25V34H24ZM24 35H23V36H24ZM33 35H32V37H33ZM39 35H41V34H39ZM39 35H36V36H39ZM43 35H41L42 37L39 36V38H42V39H39V38L37 37L38 42H40L39 40H41V41H42V40L45 41V40H44V38H45L44 36H45V35H44V36H43ZM55 35H56V34H55ZM57 35H58V34H57ZM72 35H74V34H72ZM87 35H88V34H87ZM119 35H121V34H119ZM156 35H157V34H156ZM174 35H175V34H174ZM199 35H200V34H199ZM26 36H27V35H26ZM36 36H35V37H36ZM52 36H53V35H52ZM66 36H67V35H66ZM75 36H76V35H75ZM81 36H83V33L81 34ZM81 36H80V37H81ZM90 36H91V35H90ZM93 36H94V35H93ZM112 36H113V35H112ZM137 36H138V35H137ZM145 36H146V35H145ZM153 36H154V34H153ZM153 36H152V37H153ZM196 36H197V35H196ZM19 37H20V36H19ZM35 37H34V38H35ZM43 37H44V38H43ZM55 37H56V36H55ZM55 37H54V38H55ZM76 37H77V36H76ZM85 37H86V36H85ZM87 37H89V36H87ZM87 37H86V38H87ZM95 37H96V36H95ZM131 37H132V36H131ZM147 37H148V36H147ZM180 37H181V36H180ZM21 38H22V37H21ZM28 38H29V35H28ZM47 38H48V37H47ZM49 38H50V37H49ZM74 38H75V37H74ZM117 38L120 39V37H117ZM117 38H116V39H117ZM132 38H133V37H132ZM149 38L151 39V37H149ZM153 38H155V36H154ZM153 38H152V39H153ZM263 38H264V35H263ZM17 39H19V38H18V35H17ZM60 39H62V38H60ZM82 39H83V38H82ZM114 39H115V38H114ZM123 39H125V38H123ZM128 39H129V38H128ZM142 39H143L142 42H144V43H147L148 40H149V42H150V39H148V38L146 39V38L143 37ZM142 39H141V36H140V39H139V40H142ZM35 40H36V39H35ZM52 40H55V39H50L49 41H48V39H47V40H46V41H48V43L46 42L47 45L45 44V42L43 43V41H42V42H41V43H43V44H42V49H41V46H40V45H37V44H34V43H33V45H37V47H36L37 49H39V47H40V50H39V51L42 50V53L44 52V51H43V46H44V45H45V48H46V47H49L50 49H52V50H56V51L58 52V50H57L58 48H56L57 46L55 45V42H52ZM57 40H58V38H57ZM57 40H56V41H57ZM63 40H64V39H63ZM70 40H71V39H70ZM73 40H74V39H73ZM76 40H78V38H77ZM79 40H80V38H79ZM88 40H89V39H88ZM94 40H95V39H94ZM125 40H126V39H125ZM129 40H130V39H129ZM132 40H133V39H132ZM156 40H157V39H156ZM156 40L153 39L152 42H151V44H152L154 41L156 42ZM248 40H249V39H248ZM16 41H17V40H16ZM16 41H15V42H16ZM20 41H23V40H20V39H19L18 42H20ZM86 41H87V40H86ZM92 41H93V40H92ZM120 41H121V40H120ZM251 41H252V40H251ZM253 41H254V40H253ZM18 42H17V43H18ZM28 42H29V41H28ZM60 42L62 43V41H60ZM64 42H65V41H64ZM67 42H68V41H67ZM73 42H74V41H73ZM81 42H82V40H81ZM81 42H80V44H81ZM83 42H84V41H83ZM93 42H94V41H93ZM128 42H129V41H128ZM140 42H141V41H139L138 43H140ZM35 43H37V42H35ZM41 43H40V44H41ZM68 43H69V42H68ZM78 43H79V42H78ZM99 43H100V42H99ZM125 43H127V42L125 41ZM130 43H131V42H129V44H130ZM133 43H134V42H133ZM248 43H249V41H248ZM19 44L22 45L21 42H20ZM63 44H64V43H63ZM74 44H75V43H74ZM88 44H89V43H88ZM96 44H97V42H96ZM136 44H137V43H136ZM147 44H148V43H147ZM147 44H145V45H147ZM182 44H184V43L182 42ZM20 45H19V46H20ZM30 45H32V43L29 44V48H30ZM78 45H79V44H78ZM86 45H87V43H86ZM89 45H90V44H89ZM99 45H100V44H99ZM101 45H102V44H101ZM101 45H100V46H101ZM123 45H124V41H123ZM130 45H131V44H130ZM139 45L142 46L143 43H142V45H141V43H140ZM156 45H157V44H156ZM178 45H179V44H178ZM19 46H18V47H19ZM38 46H39V47H38ZM58 46H59V45H58ZM84 46H85V45H84ZM93 46H94V44H93ZM134 46H136V45H134ZM137 46H138V45H137ZM157 46H158V45H157ZM18 47H17V48H18ZM22 47H25V46H22ZM60 47H61V46H60ZM77 47H79V46H77ZM80 47H82V46H80ZM89 47H92V46H89ZM128 47H130V46H128ZM138 47H139V46H138ZM138 47H137V48L134 47V49H137V50H138V49H139ZM147 47H149V44H148ZM36 48L33 47V48H32L33 51H36ZM72 48H73V47H72ZM100 48H101V47H100ZM125 48H127V44H126V47H125ZM228 48H227V49H228ZM18 49L21 50V46H20ZM34 49H35V50H34ZM60 49H61V48H60ZM93 49H94V47H93ZM134 49H133V51H134ZM140 49H141V48H140ZM143 49H144V48H143ZM145 49H146V48H145ZM179 49H180V48H179ZM182 49H183V48H182ZM23 50H24V48L22 49V53H23ZM44 50H45V49H44ZM46 50H49V49H46ZM46 50H45V51H46ZM80 50H81V49H80ZM89 50H90V49H88V52H89ZM91 50H92V49H91ZM125 50L127 51V49H125ZM24 51L26 52L27 50H24ZM30 51H32V50H30ZM50 51H51V50H50ZM66 51H68V50H66ZM72 51H75V50H72ZM82 51L86 52V50H82ZM93 51H94V50H93ZM93 51H92V52H93ZM95 51H96V50H95ZM98 51H99V50H98ZM135 51H136V50H135ZM135 51H134V53H136ZM144 51H145V50H144ZM147 51H148V50H147ZM147 51H146V52H147ZM4 52H5V54H4ZM25 52H24V53H25ZM27 52H28V51H27ZM37 52H38V51H37ZM47 52H48V51H47ZM47 52H46V53H47ZM69 52H70V51H69ZM90 52H91V51H90ZM127 52H129V51H127ZM2 53H3L7 58L4 59V58H3L4 56L2 55ZM28 53H29V52H28ZM30 53H31V52H30ZM30 53H29V54H30ZM40 53H41V52H40ZM48 53H49V52H48ZM140 53H141V52H140ZM142 53H144V52H142ZM153 53H155V52H153ZM11 54H12V53H10V55H11ZM17 54H18V53H17ZM29 54H28V56H26V57H28V59H30V58L33 57L31 54H30V55H31L32 57L29 56ZM44 54H45V53H44ZM80 54H82V53L80 52ZM83 54H84V53H83ZM85 54L87 55V53H85ZM90 54H91V53H90ZM129 54H130V52H129ZM137 54H138V53H137ZM137 54H136V58H137V56L139 55V54H138V55H137ZM155 54H156V53H155ZM12 55H13V56H18L19 54H18V55L12 54ZM12 55H11V56H12ZM21 55H22V54H21ZM23 55H24V54H23ZM23 55H22V56H23ZM25 55H26V54H25ZM36 55H37V53L35 54V56H36ZM38 55L40 56V55H43V54H38ZM38 55H37L36 57H39ZM126 55H127V54H126ZM134 55H135V54H134ZM221 55H222V56H221ZM2 56H3V57H2ZM77 56H78V55H77ZM83 56H84V55H83ZM127 56H128V55H127ZM132 56H133V55H132ZM145 56H146V55H145ZM153 56H154V55H153ZM18 57H19V56H18ZM20 57H21V56H20ZM26 57H25V59H26ZM29 57H30V58H29ZM36 57H35V58H36ZM41 57H42V56H41ZM41 57H40V59H41ZM86 57H87V56H86ZM35 58H33V59H35ZM83 58H84V57H83ZM129 58H130V57H129ZM139 58H140V57H139ZM6 59H9V60L6 61L7 63H8V61H10L8 64H7V63L5 64V62H4V60H6ZM15 59H16V57H15ZM22 59H24V58H22ZM42 59H43V58H42ZM47 59H48V58H47ZM77 59H78V58H77ZM123 59H124V57H123ZM131 59L133 60V58H131ZM26 60H27V59H26ZM30 60H31V59H30ZM51 60H52V58H51ZM126 60H128V59H126ZM22 61H23V60H22ZM31 61H32V60H31ZM42 61H44V60H42ZM42 61H41V62H42ZM48 61H49V60H48ZM54 61H55V60H54ZM75 61H76V60H75ZM77 61H78V60H77ZM79 61H80V57H79ZM86 61H87V60H86ZM134 61H135V60H134ZM140 61H141V60H140ZM144 61H145V60H144ZM12 62H14V61L12 60ZM17 62H19V61L17 60ZM33 62H34V61H33ZM33 62H32V63H33ZM35 62H36V63L38 62V65H39L40 60H39V61H35ZM44 62H45V61H44ZM137 62H139V61H137ZM142 62H143V60H142ZM153 62H154V61H153ZM218 62H219V61H218ZM46 63H48V62H46ZM77 63H78V62H77ZM144 63H146V62H144ZM14 64H15V62H14ZM19 64H21V63L19 62ZM40 64H41V63H40ZM51 64H52V61H51ZM133 64H134V63H133ZM142 64H143V63H142ZM151 64H152V63H151ZM217 64H218V63H217ZM15 65L17 66V64H15ZM23 65H24V64H23ZM34 65H35V64H34ZM36 65H37V64H36ZM36 65H35V67H33V69H34L33 71H36V69H37V71L40 70V67L43 65V63H42V65H39L40 67L37 66V68H36ZM45 65H46V64H45ZM48 65L50 66V63H49ZM48 65H47V69H46V68L43 69V70L46 69V72L48 71V73H49L50 70L52 71V70L54 69V66L56 67V65H53V69H49ZM57 65H58V64H57ZM136 65H138V64H136ZM139 65H140V64H139ZM145 65H146V64H145ZM13 66H14V65H13ZM18 66L20 67L21 65H18ZM30 66H31V64H30ZM132 66H133V65H132ZM142 66H144V65H142ZM216 66H217V65H216ZM9 67H10V65H9ZM43 67H44V66H43ZM43 67H41V68H43ZM63 67H64V66H62V68H63ZM134 67H135V65H134ZM136 67H138V66H136ZM140 67H141V66H140ZM145 67H146V66H145ZM14 68H17V67H13V69H14ZM21 68L23 69V67H21ZM26 68H28V67H26ZM26 68H24V69H26ZM38 68H39V69H38ZM50 68H51V66H50ZM58 68H59V65H58V67H56V69L59 70ZM141 68H142V67H141ZM8 69H9V68H8ZM10 69L12 70V68H10ZM24 69L21 70V71H25L24 73H26L27 70H24ZM31 69H32V66H31L30 70L28 69V70H29V74L32 73ZM48 69H49V70H48ZM64 69H65V68H64ZM137 69H138V68H137ZM139 69H140V68H139ZM17 70H18V69H17ZM43 70H42V71H43ZM57 70H55V72H56ZM68 70H69V69H68ZM141 70H142V69H141ZM8 71H9V70H8ZM12 71L14 72V70H12ZM15 71H16V70H15ZM30 71H31V73H30ZM42 71H41V72H42ZM51 71H50V72H51ZM136 71H138V70H136ZM142 71H143V70H142ZM38 72H39V71H38ZM38 72H33V74H34V73H37V75H38ZM43 72H44V71H43ZM58 72H59V71H58ZM134 72H135V69H134ZM140 72H141V71H140ZM7 73H8V72H7ZM20 73L22 74V72H20ZM52 73H53V72H52ZM52 73H50V74H52ZM9 74H10V73H9ZM33 74H31V75H33ZM39 74H40V72H39ZM50 74H49V76L47 75L49 78L51 77ZM54 74H55V73H54ZM130 74H131V73H130ZM1 75H2V76H1ZM11 75H12V74H11ZM15 75H16V74H15ZM22 75H23V74H22ZM22 75H21V77H22V79H23L24 76H22ZM24 75H25V74H24ZM26 75H27V73H26ZM26 75H25V76H26ZM34 75H35V74H34ZM41 75H42L43 77L48 78L45 74H42V73H41ZM44 75H45V76H44ZM136 75H137V73H136ZM219 75H220V76H219ZM4 76H5V75H4ZM17 76H19V75H17ZM17 76H16V77H17ZM39 76H40V75H38L37 77H39ZM42 76H41V78H42ZM54 76H55V75H54ZM129 76H131V75H129ZM134 76H135V74L133 75V77H134ZM215 76H216V75H215ZM217 76H218L217 79L214 80V79L212 78V80H211V87H213V88L215 87V84H217L220 80L222 81L223 79H224V80L227 79L226 76L223 75V73H222V75H221V73H219ZM16 77L13 76V78H15V80L17 79ZM58 77H59V76H58ZM58 77H57V78H58ZM61 77H63V75H62ZM124 77H125V76H124ZM131 77H132V76H131ZM133 77H132V78H133ZM18 78H19V77H18ZM26 78H28V77H26ZM34 78L36 79V76L33 77V79H34ZM49 78L46 79V80H49ZM54 78H55V77H54ZM54 78H53V79H54ZM63 78H64V77H63ZM121 78H122V77H121ZM20 79H21V78H19V81H21ZM24 79H25V77H24ZM35 79H34V80H35ZM39 79H40V77H39ZM130 79H131V78H130ZM130 79H129V80H130ZM13 80H14V79H13ZM13 80H12V81H13ZM34 80H32V81H34ZM37 80H38V78H37ZM50 80H52V78H50ZM121 80H122V79H121ZM125 80H127L126 77H125ZM8 81H9V80H8ZM16 81H18V80H16ZM25 81H27V80L25 79ZM57 81H59V80H57ZM130 81H131V80H130ZM35 82H36V81H35ZM41 82H42V81H41ZM41 82H39V83H41ZM62 82H63V81H62ZM62 82H61V83H62ZM127 82H128V81H127ZM131 82H132V81H131ZM215 82H217V83H215ZM17 83H18V82H17ZM17 83H16V84H17ZM24 83H25V82H23V83L21 82V83H19V84H17V85L19 86L20 84H24ZM37 83H38V81H37ZM42 83H43V82H42ZM49 83H50V82H49ZM120 83H122V81H120ZM30 84H31V82H30ZM59 84H60V83H59ZM115 84H116V83H115ZM118 84H119V83H118ZM118 84H117V85H118ZM125 84H126V83H125ZM125 84H124V86H125ZM1 85H0V88H1ZM17 85H16V87H17ZM26 85H28V84H26ZM34 85H35V84H34ZM41 85H42V84H41ZM43 85H44V83H43ZM45 85H46V84H45ZM48 85H49V84H48ZM50 85H51V84H50ZM56 85H57V84H56ZM56 85H55V86H56ZM117 85H115V86H117ZM122 85H123V84H122ZM126 85H127V84H126ZM128 85H130V83H129ZM13 86H15V85H13ZM22 86H23V85H22ZM22 86H19L21 89H20L19 87H18V88H19L20 90H24L25 88L22 89ZM35 86H36V85H35ZM38 86H39V84H38ZM96 86H97V85H96ZM120 86H121V85H120ZM179 86H180V88H179ZM33 87H34V86H32V90H33ZM61 87H62V86H61ZM94 87H95V86H94ZM117 87H119V86H117ZM18 88H17V89H18ZM52 88H53V86H52ZM113 88H114V85H113ZM128 88H129V87H128ZM17 89H16V90H17ZM28 89H30L29 91H31V86H30ZM53 89H54V88H53ZM57 89H58V88H57ZM108 89H109V88H108ZM119 89H120V88H119ZM125 89H126V88H125ZM11 90H12V88H11ZM11 90H10V91H11ZM14 90H15V88H14ZM20 90H17L16 93H17L18 91L21 92V93L23 92L22 94H21V93H20V94H21V95L26 94L25 96L27 97V92H26V93L24 92V91H27V89H25L24 91H20ZM35 90H36V89H35V87H34V92H35ZM42 90H43V89H42ZM42 90H41V91H42ZM59 90H60V89H59ZM114 90L116 91L115 88H114ZM123 90H124V89H123ZM0 91H1V89H0ZM8 91H9V90H8ZM10 91H9V92H10ZM29 91H28V92H29ZM36 91H38V89H37ZM47 91H48V89H47ZM50 91H51V90H50ZM118 91H120V90H118ZM118 91H117V92H118ZM128 91H129V90H128ZM193 91H194V92H193ZM5 92H6V91H5ZM9 92H8V93H9ZM34 92H33V91H32V92H29V93H28V96H29L31 93H32L31 95H34V94H33ZM42 92H43V91H42ZM42 92H41V93H42ZM45 92H46V91H45ZM51 92H53V90H52ZM60 92H62V90H61ZM10 93H12V92H10ZM16 93H14V94H16ZM38 93H39V92H38ZM38 93L35 92V96H33V99H34V100H35V97L39 96ZM41 93H40V94H41ZM48 93H50V92H47V93L44 94V95H47V96H48V95H49ZM55 93H56V92H55ZM62 93H63V92H62ZM14 94L12 93V94H11L12 97H11L9 94L7 95V94L5 93L4 96H5V97L7 96L6 98H8V97L10 98V97H11V99H9V98L7 99L8 102L11 100L9 103H11V102L14 101L15 96L17 97V94H16V95H14ZM20 94L18 93V95H19L18 97H20ZM37 94H38V95H37ZM51 94H52V93H51ZM59 94H60V93H59ZM113 94H114V92H113ZM115 94H116V92H115ZM117 94H118V93H117ZM1 95H0V96H1ZM36 95H37V96H36ZM44 95H43V96H44ZM52 95H54V94H52ZM60 95H61V94H60ZM111 95H112V94H111ZM119 95H120V93L118 94V96H119ZM195 95H198V94L196 93ZM4 96H1V97H4ZM13 96H14V98H13ZM25 96H23V97H25ZM40 96H41V95H40ZM54 96H55V95H54ZM54 96H53V97H54ZM112 96H113V95H112ZM121 96H122V95H121ZM125 96H126V95H125ZM125 96H124V97H125ZM200 96H201V95H200ZM200 96H199V99H201ZM23 97H22V98H23ZM48 97H49V96H48ZM55 97H56V96H55ZM58 97H59V95H58ZM109 97H110V96H109ZM115 97H116V95H115ZM119 97H120V96H119ZM197 97H198V96H197ZM6 98H3V100L6 99ZM12 98H13V99H12ZM37 98H38V97H37ZM37 98H36V99H37ZM45 98H46V96H45ZM50 98H52V97H50ZM50 98H49V99H50ZM116 98H117V97H116ZM122 98H123V97H122ZM122 98H121V99H122ZM125 98H126V97H125ZM258 98H259V97H258ZM260 98H261V97H260ZM16 99H17V98H16ZM19 99L21 100V97H20ZM24 99H25V98H24ZM24 99H22V101L19 100V102H21V103H19L20 106H19V104H18V102H17L19 108L16 107V106H17L16 101H15V103L13 102V103L15 104V107H16V108L13 107L14 111H16L15 109H20V108H21V104H22V102H24V104H27L26 107L28 106V103H29V102H28V103L25 102V101H27L26 99H28V98H26L25 100H24ZM33 99H30V96H29V99H28V100H32V101H34ZM47 99H48V98H47ZM53 99H54V98H53ZM53 99H52V100H53ZM58 99H59V98H58ZM60 99H61V98H60ZM118 99H119V98H118ZM185 99H186V100H185ZM193 99H197V100H199L198 98H195V97H194ZM23 100H24V101H23ZM56 100H57V98H56ZM56 100L54 99V102H55ZM113 100H114V98H113ZM260 100H261V99H260ZM37 101H38V100H37ZM37 101H35V102H37ZM42 101H43V100H42ZM42 101H41V102H42ZM48 101H50V100H48ZM48 101H47V102H48ZM60 101H61L60 104H62V100H60ZM109 101H110V100H109ZM117 101H118V100L115 99V102H117ZM123 101H124V100H120V102H123ZM194 101H196V100H194ZM194 101H193V102H194ZM256 101H258V100H256ZM5 102H6V101L4 100L2 106L4 105ZM8 102H6V103H8ZM51 102H52V101H51ZM56 102H57V101H56ZM58 102H59V100H58ZM110 102H112V101H110ZM120 102H119V103H120ZM1 103H2V100H1ZM1 103H0V104H1ZM9 103H8V104H5V105H6V106L9 105ZM190 103H192V102H190ZM190 103H189V105H190ZM259 103H260V102H259ZM14 104H13V106H14ZM30 104H31V103H29V105H30ZM39 104H40V103H39ZM48 104H49V103H48ZM53 104H54V103H53ZM60 104H58V105H60ZM111 104H113V103H111ZM117 104H118V103H117ZM46 105H47V104H46ZM56 105H57V104H56ZM118 105H119V104H118ZM184 105H185V103H184ZM258 105H259V104H258ZM2 106L0 105L1 108H3V107L5 108V106H3V107H2ZM11 106H12V104L10 105L9 109L12 110ZM24 106H25V105L22 106V110H24V111H23V113H20V115L23 114L24 117L27 119L28 116H25L26 111H25V107H24ZM33 106H34V105H33ZM36 106H37V105H36ZM49 106H52V105H49ZM23 107H24V109H23ZM47 107H48V106H47ZM57 107H58V106H57ZM60 107H61V105H60ZM184 107H185V106H184ZM186 107L188 108V105H186ZM262 107H263V106H262ZM262 107H260V108H262ZM1 108H0V109H1ZM4 108H3V109H4ZM6 108L8 109V106H7ZM29 108H30V107H28V109H29ZM31 108H32V106H31ZM51 108H52V107H51ZM51 108H50V110L52 111ZM249 108H250V107H249ZM251 108H252V107H251ZM3 109H2V110H3ZM7 109H6V110L4 109L3 111H0V113H1V112L3 113L4 111L6 112ZM45 109H46V108H45ZM54 109H55V108H54ZM56 109H58V108H56ZM59 109H60V108H59ZM167 109H168V110H167ZM32 110H33V109H31V112H30V110H29V112L31 113V117L33 116V114H32L33 111H32ZM35 110H36V111H35V113H36L35 116H36V115L39 113V111L37 112V109H35ZM43 110H44V109H43ZM183 110H186V109L183 108L182 111H183ZM8 111H9V110H8ZM8 111H7V112H8ZM12 111H13V110H12ZM14 111H13V112H14ZM19 111L22 112L21 110H17L16 112L18 113ZM41 111H42V110H41ZM51 111H49V112L51 113ZM55 111H58V110H55ZM55 111H54V112H55ZM260 111H261V110H260ZM13 112H12V113H13ZM24 112H25V113H24ZM49 112H48V114H49ZM59 112H60V110H59ZM262 112H263V111H262ZM17 113H16V114H17ZM30 113H29V114H30ZM40 113H41V114H40ZM40 113H39L38 115H39V116L41 115V116L43 117L44 115H42V112H40ZM46 113H47V112H46ZM55 113H56V112H55ZM55 113H54V114H55ZM57 113H58V112H57ZM60 113H61V112H60ZM62 113H63V112H62ZM247 113H248V110H247ZM3 114H4V113H3ZM8 114H9V112H8L5 116L7 117ZM29 114L27 113L26 115H29ZM1 115H2V114H1ZM10 115H11V112H10ZM14 115H15V113H14ZM14 115H13V116H14ZM17 115H18V116H17ZM17 115H16V118H15V116H14V118L12 117V118H13V122H14L15 127H16V125H17L16 122H18L17 120H19V118H21V117L23 118V116H19V113H18ZM38 115H37V116H38ZM56 115H58V114H56ZM60 115H62V114H60ZM176 115H177V116H176ZM245 115H246V114H245ZM5 116H4V117H5ZM29 116H30V115H29ZM35 116H33V117H35ZM37 116H36V117H37ZM39 116H38V117H39ZM45 116H46V114H45ZM47 116H48V115H47ZM52 116H53V115H52ZM58 116H59V115H58ZM261 116H262V115H261ZM18 117H19V118H18ZM31 117H29L28 119H31ZM38 117H37L36 119H38ZM49 117L51 118V116H49ZM53 117H54V116H53ZM61 117H62V116H61ZM252 117H253V116H252ZM0 118H2V117H0ZM10 118H11V116H10ZM17 118H18V119H17ZM22 118H21V119H22ZM25 118H23V120H24ZM43 118H44V117H43ZM57 118H59V117H57ZM57 118H56V120H58ZM254 118H255V117H254ZM256 118H258V117H256ZM262 118H263V117H261V121H264V120H262ZM14 119H16V121H14ZM51 119H53V118H51ZM61 119H62V118H61ZM245 119H246V118H245ZM0 120H1V119H0ZM3 120H4V118H3L1 121L3 122ZM31 120H32V119H31ZM34 120H35V118H34ZM4 121H5V120H4ZM20 121H21V120H20ZM20 121H19V123H20ZM24 121H26V122L28 121L27 123L29 124V121H30V120H24ZM24 121H22L21 124L27 125V123H23ZM37 121H38V120H37ZM42 121H43V119H42ZM42 121H41V122H42ZM50 121H51V120H50ZM60 121H62V120H60ZM32 122H33V121H31V123H32ZM48 122H49V121H48ZM257 122H259V121H257ZM0 123H1V122H0ZM4 123H5V122H3V124H4ZM19 123H18L17 129H15V127H13V128H14V131L17 130V132H13L12 129L9 128V127H12V126H14V125H11V126L8 127V126L6 125V123L4 124V125L7 126L6 130L9 131V129H10L9 132H10V134H11V132H12L11 135H12L13 137H17L16 134L19 133V132H20V133L22 132V134H23V133H26V132L31 131V130L33 129V127H31V130H27L26 132L20 131L21 127H19ZM33 123H34V122H33ZM33 123H32V124H33ZM50 123H51V122H50ZM53 123H54V121H53ZM56 123H58V122H56ZM60 123H61V122H60ZM3 124H2V125H3ZM21 124H20V125H21ZM38 124H39V123H38ZM58 124H59V123H58ZM182 124H183V123H182ZM35 125H36V124H35ZM41 125H42V124L40 123V126H41ZM49 125H50V124H49ZM49 125H48V126H49ZM54 125H55V124H54ZM62 125H63V123H62ZM231 125H232V124H231ZM0 126H1V124H0ZM21 126H23V125H21ZM29 126H31V125H29ZM40 126H39V127H40ZM46 126H47V125H46ZM58 126H60V125H58ZM176 126H177V125H176ZM18 127H19L20 129H19ZM27 127H28V126H27ZM35 127H36V126H35ZM35 127H34V128H35ZM50 127L53 128V126H50ZM50 127H49V128H50ZM0 128H1V132H2V130L4 129V127L1 126ZM2 128H3V129H2ZM8 128H9V129H8ZM25 128H26V127L24 126L22 129H25ZM28 128H29V127H28ZM28 128H26V129H28ZM37 128H38V127H37ZM51 128H50V129H51ZM18 129H19V131H18ZM22 129H21V130H22ZM26 129H25V130H26ZM29 129H30V128H29ZM46 129H48V127H47ZM50 129H49V131H50ZM53 129H54V128H53ZM53 129H52V130H53ZM56 129H57L56 131H58V127H57ZM60 129H61V127H60ZM25 130H24V131H25ZM34 130H35V129H34ZM37 130H38V129H36V131H37ZM52 130H51V131H52ZM4 131H5V130H4ZM4 131H3V132H4ZM41 131H42V130H41ZM49 131H47V135H46V136H49L48 134H50V136H49L48 138H50V137L53 138V137L51 136V134L53 135V134H55V133H52L53 131H52V132H49ZM54 131H55V129H54ZM60 131H61V130H60ZM60 131H58V132H60ZM62 131H63V130H62ZM62 131L60 132V134H62ZM149 131H150V130H149ZM149 131H148V132H149ZM177 131H178V130H176V132H177ZM1 132H0V135H1ZM5 132H6V131H5ZM9 132H6V134H5V133H4V134L7 135V134H9ZM31 132H34V131L32 130ZM31 132H30V133H31ZM148 132H147V133H148ZM225 132H226V131H225ZM30 133H29V134H30ZM34 133H35V132H34ZM42 133H43V132H42ZM42 133H41V134H42ZM150 133H151V132H150ZM152 133H151V134H152ZM155 133H156V132H155ZM157 133H158V131H157ZM174 133H175V134H174ZM177 133H178V132H177ZM2 134H3V133H2ZM10 134L7 135V136H11ZM13 134H15V135H13ZM22 134H21V135H22ZM27 134H28V133H27ZM27 134H26V135H27ZM29 134H28V135H29ZM45 134H46V133H45ZM56 134H57V133H56ZM260 134H262V133H260ZM263 134H264V133H263ZM23 135H24V134H23ZM28 135H27V138H28ZM34 135H35V134H34ZM34 135H33V136H34ZM36 135H37V133H36ZM152 135H153V134H152ZM176 135H177V134H176ZM222 135H223V134H222ZM1 136H2V135H1ZM1 136H0V137H1ZM12 136H11V137H12ZM18 136H19V134H18ZM40 136H41V135H40ZM55 136H56V137H59V134H58V135H55ZM55 136H54V137H55ZM60 136H62V135H60ZM150 136H151V135H150ZM150 136L148 137L149 139H148V142H147L148 144H147V150H146V151H147V153H146L147 156H146V157H148V156H149L148 154H150L149 152L152 151V150H151V151H148V150H150V149H153V151H154V149L157 150V149L155 148L156 146H153V147H151V148L149 149V147H150L149 145H151V144H150V141H151V143L154 144V142H152V140H154V139H153L152 136H151V137H150ZM153 136H154V135H153ZM155 136H156V135H155ZM215 136H216V135H215ZM215 136H214L213 138H215ZM4 137H6V136H4ZM20 137H21V136H20ZM20 137H17L18 140L20 139ZM30 137H31V139H30ZM30 137H29L28 139H30V140H32V138L34 139V137H32V134H31ZM56 137H55V138H56ZM210 137H212V136L210 135ZM210 137H209V139H210ZM1 138L3 139V137H1ZM46 138H47V137H46ZM51 138H50V139H51ZM59 138H61V137H59ZM151 138H152V139H151ZM156 138H157V137H156ZM156 138H155L154 141H156ZM13 139H14V138H13ZM13 139H12V138L10 139V137H9V138H6V139H4V140H6L5 142H7V140H9V141L12 140V141H13V146H14V145L16 144V143H15V140H16V142H17V139H15V140H13ZM21 139H23V137H21ZM24 139H26V136H24ZM24 139H23V140H24ZM28 139H27V140H24V141H26V143H30V141H29ZM209 139H207L208 142H209ZM225 139H226V138H225ZM41 140H42V139H41ZM44 140H46V139H44ZM52 140H54V139H52ZM58 140H59V139H58ZM178 140H179V138H178ZM9 141H8V142H9ZM27 141H29V142H27ZM42 141H43V140H42ZM46 141H47V140H46ZM56 141H57V140H56ZM60 141H62V140H60ZM146 141H147V140H146ZM212 141H213V140H212ZM231 141H233V140H231ZM2 142H3V141H2ZM2 142H1V143H2ZM5 142H3L4 145L6 144ZM18 142H19V141H18ZM38 142H39V141H38ZM40 142H41V141H40ZM49 142H51V143H48L49 145H52V143H54V144H55L54 146L57 148L58 145L56 146V144H57V142H59V141L55 142V140H54V142H52V141L49 140ZM173 142H175V143L177 142V144H176V145L173 144V146H172V143H173ZM259 142H260V141H259ZM1 143H0V146H1ZM14 143H15V144H14ZM33 143H36V141L32 142V143H31L32 145H31V144H27V145H26L25 142L22 143V141L20 140V145H21V144H22V145L24 144V147H25L24 149H26V147H28L29 149L33 148ZM42 143H43V142H42ZM44 143H45V141H44ZM46 143H47V142H46ZM210 143H211V142H210ZM260 143L262 144V143H264V142H260ZM8 144H10V143H8ZM8 144H7L6 146H8ZM17 144H18V143H17ZM17 144H16V145H17ZM48 144H47V145H48ZM58 144L60 145V143H58ZM153 144H152V145H153ZM219 144H220V143H219ZM223 144H224V143H223ZM251 144H252V143H251ZM253 144H256V142H254ZM253 144H252V145H253ZM4 145H2L0 148H1L2 151L4 150V152H5L6 149H5ZM10 145L12 146V143H11ZM10 145H9V147H10ZM16 145H15V146H16ZM28 145H31V147H29ZM39 145H40V144H39ZM61 145L63 146V144H61ZM61 145L58 146V147L61 148V147H62ZM152 145H151V146H152ZM174 145L176 146V148H177L176 150H177V151H176V150H173V148H171V147H174ZM252 145H251V146H252ZM263 145H264V144H263ZM263 145H261V146L263 147ZM15 146H14V147H15ZM18 146H19V144L17 145V147H18ZM181 146H182V148H183V145H181ZM14 147H13V149H12V147H11V148H7V147H6V148H7V149H12V150H14ZM17 147H16V149H15L16 151H17ZM45 147H46V146H45ZM48 147H49V146H48ZM50 147H52V146H50ZM257 147H258V146H257ZM2 148H4V149H2ZM19 148H20V146L18 147V150H20ZM21 148H22V146H21ZM56 148H55V150H56ZM220 148H221V147H220ZM220 148H219V150H220ZM232 148H233V147H232ZM242 148H243V147H242ZM245 148H246V147H245ZM245 148H244V149H245ZM252 148H254V147L252 146ZM24 149H23V150H24ZM33 149H34V148H33ZM36 149H39V148L36 147ZM41 149H42V148H41ZM49 149H50V148H49ZM161 149H162V148H161ZM171 149H172V150H171ZM244 149H243V150H244ZM246 149H247V148H246ZM258 149H259V148H258ZM15 150H14V151H15ZM31 150H32V149H31ZM42 150H43V149H42ZM46 150L48 151V148H47ZM57 150H58V148H57ZM57 150H56V151H57ZM99 150H101V149L99 148ZM170 150H171L172 152H170ZM181 150H182V149H181ZM181 150H180V151H181ZM206 150H207V149H206ZM213 150H214V149H213ZM232 150H233V149H232ZM250 150H251V149H250ZM259 150H261V149H259ZM2 151H0V152H2ZM10 151H11V150H10ZM14 151H12V153H13ZM16 151H15V152H16ZM36 151H37V150H36ZM51 151H52V153H53V151H54L53 147H52V150H51ZM51 151L49 150L48 152H51ZM97 151H98V150H97ZM173 151H174V152H173ZM175 151H176V152H175ZM220 151H221V150H220ZM253 151H254V150H253ZM263 151H264V150H263ZM6 152H7V151H6ZM24 152H25V150H24ZM24 152L22 151V152H21V155H23L22 153H24ZM28 152H29V151H27V152L25 153V155L28 154ZM37 152H38V151H37ZM40 152H41V151H40ZM143 152H144V151H143ZM154 152H156V151H154ZM157 152H158V151H157ZM157 152H156V153H157ZM160 152H161V151H160ZM207 152H208V150H207ZM216 152H217V151H216ZM231 152H232V151H231ZM261 152H262V151H261ZM261 152H259V153H261ZM54 153H56V155L59 154L58 151H57V152H54ZM218 153H219V152H218ZM229 153H230V151H229ZM256 153H257V152H256ZM256 153H255V155H256ZM259 153H258V154H259ZM1 154H2V153H0V155H1ZM3 154H4V153H3ZM3 154H2V156H3ZM7 154L9 155V153H7ZM7 154H6V155L4 154L5 157L8 156ZM13 154H15V153H13ZM18 154H19V156H20L19 151H18ZM30 154H31V152H30ZM30 154H29V156H28V155H27V156H28V158L30 157V159H31V156H32V155L30 156ZM33 154H34V153H33ZM44 154H45V153H44ZM47 154H48V153H47ZM139 154H140V153H139ZM151 154H152V152H151ZM170 154H169V156H170ZM175 154H174V156L177 155V154H176V155H175ZM178 154H179V152H178ZM232 154L234 155V153H232ZM15 155H17V154H15ZM38 155H39V154H38ZM53 155H54V154H53ZM154 155H155V153H154ZM167 155H166V156H167ZM214 155H215V154H214ZM230 155H231V154H229L228 156H230ZM233 155H232V156H233ZM238 155H239V154H238ZM242 155H243V154H242ZM263 155H264V154H263ZM2 156H1V158H5V157H2ZM9 156H10V155H9ZM19 156L17 155V157H18L17 159H19ZM34 156H36V155H34ZM47 156H48V155H47ZM54 156H55V155H54ZM94 156H95V155H94ZM142 156H144V153H143ZM160 156H161V155H160ZM169 156H168V157H169ZM177 156H178V155H177ZM179 156H180V155H179ZM232 156H230V157H232ZM249 156H251V154H250ZM15 157H16V156H14V158H15ZM48 157H49V156H48ZM50 157H51V156H50ZM139 157H141V156L139 155ZM157 157H159L158 154H157ZM157 157H156V158H157ZM161 157H162V156H161ZM163 157H164V156H163ZM215 157H216V155H215ZM215 157H214V158H215ZM230 157H229V160H230ZM246 157H247V155H246ZM246 157H244V158H246ZM6 158H7V159H6ZM6 158H5V160L3 159V162L1 161V162L3 163V165H5V166H6L7 163H8L7 161L10 160L8 157H6ZM10 158L13 160V157L10 156ZM20 158H21V160L19 159V160H20V161L18 160L19 162H21V163H22V162H25V164H28V165L31 164V163H30L31 160H29L27 157L23 158V156H21ZM54 158H55V157H54ZM141 158H142V157H141ZM156 158H155L154 160H156ZM242 158H243V157H242ZM253 158H255V157H253ZM8 159H9V160H8ZM17 159H14V160L16 161ZM22 159H23V160H22ZM26 159H28V160H26ZM35 159H36V158H35ZM43 159H44V157H43ZM52 159H53V158H52ZM143 159H144V158H143ZM158 159H159V158H158ZM168 159H169V158H168ZM168 159H165V160L167 161ZM239 159H241V158H239ZM1 160H2V159H1ZM14 160H13V161H14ZM38 160H39V159H38ZM48 160H49V158H48ZM145 160H147V161H146V163H144L145 166L143 165V166H144V170H143V172H142L143 174H142V178H141V179H142V183L140 182L141 180L139 179V177H140V176H139V177H138V181L140 180V181H139L140 183H139V182H137V183L140 184V186L136 185V187L138 186V188L141 187V186H142L141 188H143V192H142V194H141L142 189H140L141 191L138 189V190H139L138 193H140L138 196L141 195V196H140V199H139V200L141 201V202H140L141 209L139 208V209H140L139 212H138L139 215H137V212H136V211H135V212H136V215H137V216H136L135 214H133L134 216H136V218L133 216V219H134L135 222H136V219H140V218H141V222H140V223H141V226H140V227L138 226V227L140 228V230H139V228H137V229L139 230V234H137L138 231H137V229H136L135 231H136L137 233L134 232V234H137V235H136L137 237H135V236L133 235V237H134L133 240H134V241H133V240L130 241L132 244L130 243L129 246L126 245V246H125L126 248L123 246V249L121 248V250L118 251V252H110V255H111L112 253H114V254H112V256H114V257L112 258L113 260H110V261H112V262H111V263L109 262V264H138V262L140 261V258H141V257L145 254V252H146V249H147V242H148V241H149V243L151 242V241H150L151 239L148 240L149 236L152 235V234H151V231H152L151 228H152L153 224H154L153 227H155L156 224L158 223V213H159V210L157 209L156 204L159 203V202H157L158 197L155 199V196H157V195L154 196V193H156L157 191H156V192H153V189L155 188L154 185H155V183H156V182H155L156 180L154 181L155 183H153V180L155 179V178H154V175H155L154 173H156V171H157V172L159 171V170H156V169H157V168H160V167H157V162H155L154 160L151 161V164H149L150 160H148V158L145 159ZM161 160H162V159H161ZM170 160H171V159H170ZM180 160H181V158H180ZM243 160H244V159H243ZM245 160H246V159H245ZM247 160H248V159H247ZM247 160H246V161H247ZM18 161H16V162H18ZM27 161H28V163H26ZM42 161H44V160H42ZM49 161H50V160H49ZM139 161H140V159H139ZM246 161H243V164H244V162H246ZM262 161H263V160H262ZM10 162H11V160H10ZM16 162H15V163H16ZM31 162H33V160H32ZM39 162H40V161H39ZM53 162H54V159H53ZM53 162H52V164H53ZM154 162H155L156 164H155ZM214 162H215V161H214ZM218 162H219V161H218ZM218 162H217V164H218ZM248 162H249V161H248ZM248 162H247V163H248ZM250 162H251V161H250ZM2 163H1V165H2ZM11 163H12V162H11ZM13 163H14V162H13ZM13 163H12V164H13ZM41 163H42V162H41ZM45 163H46V161H45ZM140 163H141V162H140ZM140 163H139V164H140ZM158 163H159V162H158ZM240 163H241V162H240ZM18 164H19V163H17V165H18ZM25 164H24V165H25ZM42 164H43V163H42ZM42 164H40V165H42ZM49 164H50V163H49ZM49 164H48V165H49ZM142 164H143V163H142ZM162 164H164L163 161H162V163H161L160 165L162 166ZM217 164H216V165H217ZM223 164H224V163H223ZM238 164H239V161H238ZM261 164H262V163H261ZM1 165H0L1 169H2L3 167H5V166H3V165L1 166ZM20 165H22V164H20ZM37 165H38V164H37ZM45 165H46V164H45ZM45 165H43L42 167H44ZM214 165H215V163H214ZM218 165H219V164H218ZM240 165H241V164H240ZM249 165H253V164L251 163V164H249ZM254 165H256V164H254ZM14 166H16V165H13V170L16 169V168H14ZM22 166H23V165H22ZM31 166H32V165H31ZM31 166H30V167H31ZM52 166H53V165H52ZM52 166H51V167H52ZM158 166H159V165H158ZM212 166H213V165H212ZM219 166H220V165H219ZM242 166H244V165H242ZM247 166H248V165H247ZM8 167H11V168H12V166L7 165L6 168H7L8 170L11 169V168H8ZM16 167L18 168V166H16ZM51 167L49 166L48 169H50ZM141 167H142V165H141ZM213 167H214V166H213ZM245 167H246V164H245ZM6 168H5V169H6ZM19 168H21V167H19ZM19 168H18L16 171H18ZM33 168H34V167H33ZM40 168H41V167H40ZM53 168H54V167H53ZM177 168H178V167H177ZM210 168H211V167H210ZM215 168H217V167H215ZM215 168H213L214 171H213V170H212V171H213V172H215V171L218 172V170H216ZM242 168H243V167H242ZM246 168H247V167H246ZM249 168H252V167H249ZM3 169H4V168H3ZM3 169H2V170H3ZM35 169L38 170V168H35ZM35 169H34V170H35ZM48 169H47V170H48ZM141 169H143V168H141ZM141 169H140V170H141ZM160 169H162V168H160ZM211 169H212V168H211ZM257 169H258V168H257ZM2 170H1V171H2ZM13 170L11 169V171H9L10 174H8V172L5 170V171L7 172V176H8V177H5V179H6V178H7V180H8V179H9V180L12 179V177H13V175H14L13 173L15 172V170H14V172H12ZM22 170H23V173H24V174H25V172H27V169L24 171V168H23ZM22 170H21V174H22ZM29 170H30V169H29ZM29 170H28V171H29ZM53 170H54V169H53ZM237 170H240V169H237ZM248 170H250V169H248ZM1 171H0V172H1ZM19 171H20V170H19ZM31 171H33L32 168H31ZM39 171H40V170H39ZM39 171H38V173L41 172V171H40V172H39ZM43 171H44V170H43ZM45 171H46V170H45ZM50 171H51V170H50ZM50 171H48V172H50ZM254 171H255V170H254ZM2 172L5 173V176H6V172H4V170H3ZM2 172H1L0 174H3ZM11 172H12V173H11ZM34 172H35V171H34ZM46 172H47V171H46ZM51 172H52V171H51ZM51 172H50V173H51ZM140 172H141V171H140ZM174 172H176V169L174 170ZM181 172H182V171H181ZM217 172H216V173H217ZM237 172H238V171H237ZM247 172H248V171H247ZM35 173H36V175H37V172H35ZM35 173H34V174H35ZM41 173H42V172H41ZM159 173H161V172H159ZM178 173L180 174V171H178ZM261 173H264V172H261ZM16 174H19V172L15 173V175H16ZM21 174H19V175H21ZM140 174H141V173H140ZM179 174H178V175H179ZM235 174H236V173H235ZM237 174H238V173H237ZM259 174H260V173H259ZM3 175H4V174H3ZM15 175H14V176H15ZM19 175H17L16 177H18ZM29 175H30V173H29ZM29 175H28V176H29ZM39 175H41V174H39ZM45 175H46V174H45ZM157 175H158V173H157ZM160 175H161V174H160ZM25 176H26V175H23V174H22V176H20V177H25ZM28 176H27V177H28ZM31 176H32V174H31ZM46 176H47V175H46ZM179 176H180V175H179ZM179 176H178V177H179ZM237 176H238V175H237ZM249 176H251V175H249ZM249 176H247V178H245L244 180H242L243 182L240 181L239 183H245V184L247 185V183L244 182V181H246V179H247V181L250 180L251 178L253 179L254 174H253V177H250V178L248 179ZM260 176H261V175H260ZM1 177H2L3 180H4V176H1ZM35 177H37V180H38V176H35ZM41 177H43V176H41ZM13 178H14V177H13ZM18 178H19V177H18ZM29 178H30V177H29ZM31 178H32V177H31ZM33 178H34V177H33ZM213 178H214V176H213ZM40 179L43 180L44 177H43V178H40ZM237 179H238V178H237ZM240 179H241V178H240ZM242 179H243V178H242ZM256 179H257V178H256ZM256 179H255V177H254V180H256ZM260 179H261V178L259 177V180H260ZM262 179H263V178H262ZM262 179H261V180H262ZM0 180H2V179L0 178ZM14 180L17 181L16 178H15ZM25 180H26V178H25ZM25 180H23V181L25 182ZM28 180H29V179H28ZM46 180H47V179H46ZM238 180H239V179H238ZM259 180L256 181V183L252 180L254 184H251V186H253V185L256 184L255 187L253 186V188H251V190L253 189L252 191L249 190V189H247V188H246L247 186H245V188L243 187L242 189L239 188V189H240V191H239V190L237 189V188L239 187L238 185H236V186H238V187H236V188L234 187L235 185H233V187H234V189H232L233 191H232L231 189H229L230 191H232V193H229V195L231 194V195H230L231 198H232V194H233L234 196H235V195L239 196V198H240V195H243V194H244V195L242 196V198H243V197H246V198H248V200L246 199L247 201H245V203L242 204L243 206L240 205V204L238 203V205L240 206V208H239L238 205H237L238 207H237L236 205H234V206H236L238 209L241 210V208H242V210H244V212H241L242 210H241V211L239 210V211H240V214L242 213V215H240L241 217H243V215L245 214V220L242 219V220H244L243 223L238 221V222H239V223H237L238 225L235 224V222H234V221L236 220V219L234 220V215H235V214L232 215L233 218H228V219H232V220H233V223H234L236 226H233V225H232V224H233L232 222H231L232 224L230 225V224H229L230 221H228L227 218H226V219H227L228 222L226 221V219L224 220V222L226 221L230 226H233V228H235V227L238 226V227H237L238 230H237V228H235V229L237 230L238 237H237V235H235V232L232 231L233 228H232V227H229L230 230H231V233L234 232L233 234L235 235V238H236V239L233 238V236H231V235L228 234L229 237L231 236L234 240H237V241H238V244H237L236 242L233 243V244H236L237 247H236V245H235V249H233V248H234V246H233L232 250H231V251H228V254H226L227 251L225 250V253H224V254H226V256H224V260H223L224 263H223V261L220 260L222 257H221V258L219 257L218 260H220V263H223V264H264V252H263L264 250H263V247H262V250H263V251L260 250V249H261L260 246H263V245H264V244H263V242H264V182H263V181H264V180H263L262 182H259ZM261 180H260V181H261ZM4 181H5V180H4ZM20 181H22V179H21ZM29 181H30V180H29ZM31 181H32V180H31ZM1 182H2V181H1ZM17 182H19V180H18ZM17 182H15V183L12 182V183H14V184L16 185ZM24 182H22V184H23ZM44 182H45V180H44ZM248 182L251 183L250 181H248ZM7 183H8V181H7ZM7 183H6V184H7ZM10 183H11V181L8 183L7 186H9ZM12 183H11V184H12ZM19 183H20V182H19ZM19 183H17V184H19ZM25 183H26V182H25ZM31 183H33V182H30V184H31ZM46 183H47V181H46ZM11 184H10V185H11ZM20 184H21V183H20ZM27 184H28V183H27ZM27 184H26V185H27ZM141 184H142V185H141ZM226 184H227V183H226ZM235 184H236V183H235ZM245 184H244V185H245ZM15 185H12V187H14V189L17 190L18 188H15V187H17V185H16V186H15ZM241 185H242V184H241ZM244 185H243V186H244ZM7 186H6V187H7ZM18 186H19V185H18ZM23 186H24V185H22V187H23ZM27 186H28V185H27ZM34 186H35V185H34ZM34 186H32V187H34ZM47 186H48V185H47ZM1 187H2V186H1ZM12 187H11V188H12ZM30 187H31V185H30ZM32 187H31V188H32ZM231 187H232V186H231ZM23 188H24V187H23ZM157 188H158V187H157ZM157 188H156V189H157ZM226 188H227V187H226ZM226 188H225V189H226ZM1 189H2V188H1ZM1 189H0V191H1ZM8 189H10V188H8ZM8 189L5 188V190H7V191H8ZM14 189L12 188L11 190H14ZM27 189H30V188L28 187ZM133 189H134V188H133ZM236 189H237L238 191H237ZM18 190H19V189H18ZM20 190L23 191V189H21V188H20ZM31 190L33 191V189H31ZM138 190H137V191H138ZM154 190H155V189H154ZM235 190L237 191L236 193H239V194H234L233 192H234ZM32 191H31V192H32ZM137 191H136V192H137ZM24 192H25V190H24ZM27 192H28V191H27ZM136 192H135V193H136ZM250 192H252V195H254V193H255L256 195H257V194H258V195H257V196L254 195V197H252V195H250V194H251ZM253 192H254V193H253ZM17 193H18V191H17ZM22 193H23V192H22ZM25 193H26V192H25ZM135 193H133V194H135ZM158 193H159V192H158ZM158 193H156V194H158ZM226 193H227V192H226ZM214 194H215V196H216V193H214ZM221 194H222V193H221ZM227 194H228V193H227ZM247 194H249L251 197H250L249 195H247ZM26 195H27V193H26ZM33 195H34V194H33ZM136 195H137V194H136ZM136 195H135V196H136ZM158 195H160V194H158ZM217 195H219V193H218ZM3 196H5V195H3ZM20 196H22V194H21ZM27 196H28V195H27ZM30 196H32V195H30ZM35 196H36V195H35ZM222 196L224 197V194H223ZM222 196H221V197H222ZM226 196H228V195H226ZM226 196H225V197H226ZM237 196H236V198H237ZM247 196H248V197H247ZM255 196H256V197H255ZM7 197H8V196H5V198H7ZM16 197H17V195H16ZM23 197H26V196H23ZM32 197H33V196H32ZM136 197H137V196H136ZM159 197H160V196H159ZM223 197H222V198H223ZM225 197H224V199H225ZM219 198H220V197H219ZM242 198H240V199H242ZM10 199H11V200H10ZM10 199L7 198V201L10 200L11 203H12L13 200H12L11 196H10ZM13 199H14V197H13ZM19 199H20V198H19ZM19 199H18V200H19ZM23 199H24V198H23ZM30 199H31V198H30ZM30 199H29V200H30ZM137 199H138V198H137ZM160 199H161V198H159L158 200H160ZM220 199H221V198H220ZM228 199H229V198H228ZM228 199H227V200H228ZM237 199H238V198H237ZM21 200H22V199H21ZM34 200H35V197H34ZM213 200H214V198H213ZM222 200H223V199H221V201H222ZM225 200H226V199H225ZM225 200H223V201H224V202L231 201V200H228V201H225ZM233 200H234V198H233ZM233 200H232V201H233ZM244 200H245V199H244ZM10 201H9V202H10ZM14 201H15V200H14ZM14 201H13L12 205L15 203ZM16 201H17V199H16ZM19 201H20V200H19ZM26 201H27V200H26ZM137 201H138V200H137ZM160 201H161V200H160ZM214 201H215V200H214ZM216 201H217V203H218V201H220V200H218V197H217V200H216ZM221 201H220V202H221ZM241 201L243 202V200H241ZM2 202H3V201H2ZM32 202H33V201H32ZM0 203H1V199H0ZM20 203H21V201H20ZM25 203H26V202H25ZM25 203H24V205H25ZM27 203H28V202H27ZM27 203H26V204H27ZM34 203H35V201H34ZM137 203H138V202H137ZM209 203H211V202H209ZM232 203L234 204L235 202L233 201ZM15 204H16V203H15ZM17 204H18V203H17ZM215 204H216V203H215ZM218 204H219V203H218ZM1 205H2V204H1ZM9 205H11V204L9 203ZM19 205H20V204H19ZM28 205H29V204H28ZM34 205L36 206L37 204L35 203ZM140 205H139L138 207H140ZM229 205H231V204L229 203L228 206H229ZM3 206H7V205H5V202L3 203ZM3 206H1V207L3 208ZM21 206H23V205H21ZM214 206H215V205H214ZM225 206H226V208L228 207L227 205H225ZM231 206H232V205H231ZM234 206H233V208H234ZM1 207H0V209H1ZM7 207H9V206H7ZM7 207H6V208H7ZM13 207H14V206H13ZM13 207H10V208H13ZM15 207H16V205H15ZM15 207H14V209L12 210V211H13V214H15L16 212H18V211L15 210ZM236 207H235V208H236ZM6 208H5V209H6ZM16 208H18V207H16ZM26 208H27V207H26ZM37 208H38V206H37ZM37 208H36V209H37ZM224 208H225V207H224ZM3 209H4V208H3ZM3 209H2V210H3ZM5 209H4V210H5ZM21 209H22V208H21ZM31 209H32V208H31ZM31 209H30V210H31ZM202 209H203V207H202L200 210H202ZM230 209L232 210V207H230ZM7 210H8V209H7ZM7 210H5V214L7 213L8 215H5V216H8L7 218H9V220H10L9 222L12 223L13 221H11V220H13V219L11 218V216H12L13 214H10L11 212H9V210H8V212H6ZM14 210H15V212H14ZM17 210H19V209H17ZM132 210H133V209H132ZM225 210H226V209H224V210H222V211H224L225 213H227L228 211L226 210V211H227V212H226ZM228 210H229V209H228ZM233 210H234V209H233ZM233 210H232V212H233ZM235 210H236V209H235ZM10 211H11V209H10ZM19 211H21L20 213L25 212V211H23V209H22V210H19ZM36 211H37V210H36ZM36 211H34V212H36ZM133 211H134V210H133ZM196 211H197V208H196ZM217 211H218L217 213H219V210H217ZM237 211H238V210H237ZM239 211H238V212H239ZM0 212H1V210H0ZM2 212H4V211H2ZM34 212H33V214H34ZM130 212H131V214H132V211H131V210H130ZM135 212H134V213H135ZM199 212H200V211H199ZM215 212H216V211H215ZM220 212H221V209H220ZM229 212H230V210H229ZM238 212H236V213H238ZM20 213H18V214H19V217H20L21 215H23V214H20ZM26 213H27V212H26ZM221 213H222V212H221ZM233 213H235V212H233ZM2 214H3V213H2ZM131 214H130V215H131ZM215 214H216V213H215ZM16 215H17V213H16ZM28 215L30 216V213H28ZM28 215H27V217H28ZM34 215H35V214H34ZM217 215H218V214H217ZM221 215H222V214H221ZM221 215H220V217L224 216V214H223L222 216H221ZM237 215H239V214H236L235 217H237ZM246 215H247V216H246ZM0 216H1V214H0ZM13 216H15V215H13ZM32 216H33V215H32ZM75 216H76V214H75ZM75 216H74V217H75ZM131 216H132V215H131ZM131 216H130V217H131ZM166 216H168V215H166ZM227 216H228V214H227ZM227 216H226V217H227ZM232 216H231V217H232ZM240 216H239V217H240ZM22 217H23V216H22ZM22 217H21V218H22ZM160 217H161V216H160ZM224 217H225V216H224ZM224 217H222V218L224 219ZM241 217H240V218H241ZM2 218H4L3 215H2ZM2 218H1V219H2ZM21 218H20V219H21ZM165 218H166V217H165ZM206 218H207V217H206ZM206 218H205V219H206ZM210 218H211V216H210ZM222 218H221V219H222ZM246 218H247V219H246ZM5 219H6V218H5ZM5 219H4V220H5ZM14 219H15V218H14ZM16 219H19V218H16ZM24 219H25V218H24ZM24 219H22L21 221L23 222ZM159 219H160V218H159ZM161 219H162V218H161ZM166 219H167V218H166ZM238 219H239V218H237V220H238ZM4 220H3V221H4ZM25 220H27V219H25ZM164 220H165V219H164ZM214 220H215V219H214ZM214 220H212V222H214ZM216 220H217V218H216ZM239 220H240V219H239ZM0 221H1V223L3 222L2 220H0ZM14 221H15V220H14ZM16 221H18V220H16ZM160 221H161V220H160ZM200 221H201V220H200ZM221 221H223V220H221ZM221 221H220V218H219V222H220L219 226H220L221 224H224V222L221 223ZM4 222H8V221H4ZM9 222H8V223H9ZM131 222L134 224V222L132 221V218H131ZM166 222H167V221H166ZM208 222H210V221L208 220ZM212 222H210V223H212ZM24 223H25V222H24ZM24 223H21V222H20V224H24ZM163 223H164V222H163ZM196 223H198V222H196ZM227 223H226V225H227ZM2 224H3V223H2ZM2 224H0V226H1ZM4 224H5V223H4ZM15 224H16V223H15ZM133 224H132V225H133ZM169 224H170V223H169ZM206 224L208 225V223H205V222H204V225H206ZM213 224H214V223H212V225H213ZM6 225H7V224H6ZM10 225H11V224H9V226H10ZM13 225H14V224H13ZM158 225H160V224H158ZM163 225H164V224H163ZM163 225H162V226H163ZM166 225H167V224H166ZM207 225H206V226H207ZM209 225H210V227H211V224H209ZM9 226H1V227H4L3 229H5V227L8 228ZM11 226H12V225H11ZM16 226H17V225H16ZM19 226H21V225H19ZM19 226H18V228H19ZM168 226H169V225H168ZM213 226H215V225H213ZM213 226H212V227H213ZM219 226H218V227H219ZM221 226H224V225H221ZM221 226L219 227V230L222 228ZM227 226H228V225H227ZM1 227H0V228H1ZM156 227H157V226H156ZM160 227H161V226H160ZM164 227H165V226H164ZM215 227H217V224H216ZM218 227L215 228L216 231L218 230ZM224 227H225V226H224ZM7 228H6V229H7ZM11 228H12V227H11ZM11 228H10V229H11ZM13 228H14V227H13ZM16 228H17V227H16ZM18 228H17V230H18ZM133 228H134V226H133ZM203 228H204V226H203ZM205 228H206V227H205ZM6 229L3 230V231H4V232H7L8 229H7V231H6ZM20 229H21V228H20ZM23 229H24V228H23ZM155 229H157V228H154V230H155ZM208 229H210V228H208ZM211 229H212V228H211ZM226 229H227V228H226ZM226 229H224V230H225V234H226L227 231H230V230H227V231H226ZM14 230H15V229H14ZM224 230H222V231H224ZM1 231H2V228H1ZM3 231H2V232H3ZM9 231H10V230H9ZM98 231H101V230H98ZM210 231H211V232H214V231H212V230H210ZM220 231H221V230H220ZM222 231H221V232H222ZM200 232H201V231H200ZM204 232H205V231H204ZM10 233H12V232L10 231ZM98 233H99V232H98ZM154 233H155V232H154ZM154 233H153V234H154ZM208 233H209V232H208ZM217 233H219V231H218ZM229 233H230V232H229ZM237 233H236V234H237ZM0 234H1V233H0ZM6 234H8V232H7ZM12 234H14V232H13ZM12 234H10V238H12ZM16 234H17V232H16ZM18 234H19V233H18ZM18 234H17V235H18ZM171 234H172V233H171ZM171 234H170V235H171ZM233 234H232V235H233ZM2 235H3V237H4V236H5V233L2 234ZM20 235H21V234H20ZM99 235H100V234H99ZM163 235H164V234H163ZM170 235H169V236H170ZM203 235H204V234H203ZM209 235H211V233H210ZM209 235H206V234H205L204 236H209ZM216 235H217V234H216ZM216 235H215V238L219 237V240H220V236H221V235L218 236V235H219V234H218L217 237H216ZM223 235H224V233H223ZM7 236H9V235H7ZM7 236H5V237H7ZM13 236H14V235H13ZM93 236H94V235H93ZM95 236H96V235H95ZM153 236H154V235H153ZM213 236H214V235H213ZM96 237H97V236H96ZM103 237H104V236H103ZM103 237H102V238H103ZM163 237H164V236H163ZM171 237H173V235H171ZM224 237H225V238H228V240H230L229 237H227V236H224ZM0 238H1V236H0ZM10 238H9V241H10ZM16 238H17V237H16ZM20 238H21V237H20ZM97 238H100V236L97 237ZM106 238H107V237H106ZM150 238H151V237H150ZM157 238H158V237H157ZM157 238H156V241H157ZM159 238H160V237H159ZM232 238H231L230 241L233 242ZM244 238H245V239H244ZM6 239H8V238H6ZM14 239H15V238H14ZM94 239H95V238H94ZM94 239H93V240H94ZM100 239H101V238H100ZM152 239H154V238H152ZM0 240L2 241V238H1ZM3 240H4V239H3ZM95 240H96V239H95ZM222 240H224V238H223ZM222 240H221V241H222ZM226 240H227V239H226ZM226 240H224V241H226ZM1 241H0V242H1ZM169 241H170V240H169ZM174 241H177V240L174 239ZM178 241H179V240H178ZM178 241H177V242H178ZM230 241H229V243H230ZM100 242H102V241H100ZM103 242H104V240H103ZM171 242H172V241H171ZM4 243H5V242H4ZM152 243H153V241H152ZM152 243H151V245H152ZM154 243H155V242H154ZM169 243H170V242H169ZM173 243H174V242H173ZM175 243H176V242H175ZM178 243H179V242H178ZM180 243H181V242H180ZM204 243H205V242H204ZM220 243H222V242H220ZM1 244H2V243H1ZM176 244H177V243H176ZM183 244H184V243H183ZM205 244H206V243H205ZM222 244H224V245H225V244H228V241H226V243L224 242V243H222ZM222 244H221V245L219 244L220 247L222 246ZM262 244H263V245H262ZM2 245H4V244H2ZM153 245H154V244H153ZM172 245H173V244H172ZM177 245H178V244H177ZM206 245H207V244H206ZM224 245H223V246H224ZM230 245H231V243H230L229 245H227L228 248L226 247L228 250H229ZM0 246H1V245H0ZM149 246H150V245H149ZM157 246H159V245H157ZM162 246H165V245H162ZM162 246H161V247H162ZM175 246H176V245H175ZM175 246H174V247H175ZM180 246H181V244H180ZM191 246H192V245H191ZM213 246H214V245H213ZM213 246H212V248H213ZM216 246H217V245H216ZM2 247H3V246H2ZM102 247H104V246H102ZM165 247H167V246H165ZM170 247H171V246H170ZM170 247H169V248H170ZM178 247H179V246H178ZM181 247H182V246H181ZM183 247H184V246H183ZM200 247H201V246H200ZM209 247L211 248L210 245H209ZM217 247H218V246H217ZM231 247H232V246H231ZM3 248H4V247H3ZM5 248H6V246H5ZM169 248H168V249H169ZM185 248H186V246H185ZM218 248H219V247H218ZM226 248H225V249H226ZM259 248H260V249H259ZM99 249H100V248H99ZM162 249H163V248H162ZM173 249H174V248H173ZM176 249H177V248H176ZM179 249H180V248H178V252H179ZM192 249H193V248H192ZM197 249H198V248H197ZM207 249H208V248H207ZM207 249H206V251H207ZM214 249H216V247H215ZM223 249H224V248H223ZM223 249H222V250H223ZM0 250H1V249H0ZM3 250H4V249H3ZM102 250H103V248H102ZM187 250H188V248H187ZM200 250H201V249H200ZM200 250H199V251H200ZM217 250H218V249H217ZM220 250H221V249H220ZM235 250H237V252H235ZM258 250H260L261 253H260ZM98 251H99V250H98ZM100 251H101V249H100ZM103 251H104V250H103ZM164 251H165V250H164ZM166 251H168V250H166ZM174 251L176 252V250H174ZM218 251H219V250H218ZM159 252H160V251H159ZM161 252H162V251H161ZM171 252H173V251H171ZM171 252L169 251V254H170ZM175 252H174V253H175ZM192 252H193V251H192ZM208 252H209V250H208ZM208 252L205 253V254H207L208 257H209L210 254H211V255L213 254L212 252H211L210 254H209ZM223 252H224V250H223ZM223 252H221V253L223 254ZM255 252H256V253L259 252V253L261 254V256H260V255L258 256L259 253L256 254ZM99 253H100V252H99ZM99 253H98V255H99ZM115 253H116V254H115ZM162 253H163V252H162ZM167 253H168V252H167ZM180 253H181V252H180ZM200 253H201V252H200ZM218 253H220V252H218ZM218 253H217V254H218ZM1 254H2V253H1ZM1 254H0V255H1ZM8 254H9V253H8ZM96 254H97V253H96ZM164 254H165V253H164ZM164 254H163V255H164ZM171 254H172V253H171ZM175 254H177V253H175ZM175 254H173V255H175ZM190 254H191V253H190ZM5 255H6V254H5ZM103 255L109 256V257L111 258V256H110L108 253H107V254H103ZM184 255H185V254H184ZM195 255H196V254H195ZM198 255H199V253H198ZM198 255H196V256L198 257ZM211 255H210V256H211ZM215 255H216V254L213 255L214 258H215ZM256 255H257V257H256ZM1 256H3V255H1ZM1 256H0V257H1ZM96 256H97V255H96ZM96 256H95V257H96ZM166 256H168V254H167ZM169 256H170V255H169ZM185 256H186V255H185ZM217 256H221V255H220V254H219V255H216V258H215L216 260H217ZM97 257H98V256H97ZM176 257H177V256H176ZM211 257H212V256H211ZM213 257H212V258H213ZM258 257H260V258H258ZM1 258H2V257H1ZM167 258H168V257H167ZM169 258H170V257H169ZM179 258H180V256H179ZM183 258H184V257H183ZM185 258H186V257H185ZM214 258H213L212 260H214ZM3 259H4V258H3ZM5 259H6V258H5ZM180 259H181V258H180ZM189 259H190V258H189ZM197 259H198V258H197ZM200 259H201V257L199 258V260H200ZM203 259H204V258H203ZM205 259L208 260L207 257H206ZM210 259H211V258L209 257V261H210ZM195 260H196V258H195ZM212 260H211V262H212ZM185 261H186V260H185ZM202 261H203V262H201V264H205V263H204L205 261H204V260H202ZM214 261H215V260H214ZM169 262H170V261H169ZM169 262H168V263L166 262V263L169 264ZM180 262H181V261H179L178 263H180ZM193 262H195V261L193 260ZM207 262H208V261H206V264H209V263H207ZM218 262H219V261H218ZM181 263H182V262H181ZM181 263H180V264H181ZM197 263H198V262H197ZM199 263H200V262H199ZM214 263L218 264L217 261H216V262H213L212 264H214ZM3 264H4V263H3ZM7 264H8V263H7ZM107 264H108V263H107ZM187 264H188V263H187ZM191 264H192V262H191Z\"/></svg>",
    "mask_w": 264,
    "mask_h": 264
}]
</instances>
